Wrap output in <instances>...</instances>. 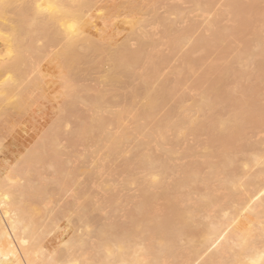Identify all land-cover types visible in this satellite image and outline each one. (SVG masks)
Masks as SVG:
<instances>
[{
  "label": "bare ground",
  "instance_id": "obj_1",
  "mask_svg": "<svg viewBox=\"0 0 264 264\" xmlns=\"http://www.w3.org/2000/svg\"><path fill=\"white\" fill-rule=\"evenodd\" d=\"M14 1H15V3H14ZM18 2H20L19 0H17ZM29 2H30V0H28ZM28 1H26L27 3H22V5H24V6H22L21 5V2H20V5H21V8L19 7V5H17V2H16V0H4V1H1L0 0V18H2L3 20H5L4 19V17H7L8 15V17H10L11 15L10 14H5L9 9H11L13 6V4H16V7H19V9L18 8H16L15 10H13L15 7H13V9H11V10H13L12 12H15V15L13 14L12 15V17L14 16L15 17V20H16V22H19L21 25H23V24H26V21L24 22V20L26 19V18H28V17H26V16H29L30 14L29 13H31L32 15H35L36 16V18L38 19L39 18V16H41V18H40V20L41 21H39V22H41V29L40 30H38V29H36L37 31H39V32H37L36 31V33H38V34H40L41 33V31L42 30H44V32L46 33V36H43L44 34H41L43 37H45V41H46V43H48L47 45V47L48 48H53V47H56L57 48V50L54 52V53H52L53 55V60L56 62V64L58 65V68H59V71H60V74H61V80H62V88L61 89H64L65 90V92L63 91V106H62V108H60L61 109V112L63 111V113L64 112H68L67 114L65 113V116L67 115L68 117H72V116H70V115H72V113H74L75 114V111H77V107L79 106V110L81 109L80 107H81V105H79L80 103H83L82 105H84V104H86V105H84L85 107L87 106L88 108H89V112L88 111H85V113L84 114H86V115H88L89 113H90V111L92 112V111H94V113H95V111H100V112H102V111H104L105 113L107 112V110L106 109H108L109 107H113V104L115 103H113L112 101H111V97L109 96V94L111 95V93H108V92H113V91H110V90H113V88H114V92H115V94H116V96L118 95V88L120 89V87L121 88H124V87H126L125 85H126V83H127V81H128V83H130L129 81H131V79L133 80V78H135L136 77V79H139V82H140V84H141V87H140V89L138 90L137 88L139 87H137L136 89H134L128 96L126 95V98H128V101L130 100L131 102H132V105H133V102L134 101H136V100H139V107H138V105L136 106L135 105V107H137L138 109H136L135 107L134 108H132V110L133 111H131L130 110V116L129 117H131V115H132V113L131 112H133V115H135V112L137 113V111H139L137 114H136V116L133 118L132 117V119H135V120H133V124L135 123V124H137V121L139 122V118H141V120H142V118L144 117V119H146V123H148L149 121H147V120H149L150 119V116L152 115V114H154L155 112H157V110H158V108L160 107V106H163L162 105V103L163 102H165L164 100H167V98L169 97V95L170 94H172L171 92H172V90L171 91H169V88H168V90L166 89L168 86H166V85H164L163 84V82H162V84L163 85H160L159 84V86L157 87L156 85L154 86L153 84H155V83H153V81H152V79H153V75L154 76H156V74H154L156 71H159V70H155V72H154V70L153 69H157V67H153V65H152V71L150 72V71H147V72H144V74H140L137 70H136V66L137 65H141L142 63H144V60H148L149 58H151L150 57V55H148L146 52L147 51H145V47L148 45L146 42L144 43L143 41H142V37L141 36H139L138 38V46H137V49L136 50H133L132 49V47H131V49L130 50H133V51H130L128 48L129 47H127L126 46V44L124 43V45H122L121 47H120V44L118 45V48H116V50L115 51H112V50H110V47H112L111 46V43L113 44V42L112 41H110V38H109V41H108V37L109 36H103L104 35V31L103 30H100L99 28H98V23L96 22V19H97V17L94 15L95 13V11H96V13H97V7H96V5L98 6L99 4H100V2H98L96 5H95V2H94V0H44V2L43 3H35V2H33V3H28ZM32 1V0H31ZM34 1V0H33ZM39 1V0H38ZM188 1H191V0H188ZM207 1V0H206ZM205 1V2H206ZM254 2L256 1V0H253ZM259 1V0H258ZM261 1V0H260ZM259 1V2H260ZM263 2H264V0H262ZM39 2H41V0L39 1ZM191 2H193L192 4H193V6L195 5L197 8H195L197 11H198V9H201V12H206V14L208 13L207 12V9H208V5H206L203 1L202 2H197V1H191ZM195 2V3H194ZM228 2V5H227V3H226V7H227V10L230 12V14H233V13H236V11L238 10V12L240 11V12H244L243 10L245 9V6L246 5H244L243 3V6H244V9H243V7H242V5L241 4H238V5H241V7L242 8H239V6L237 5V3H236V1L235 0H233V1H231V3H229L230 2V0L229 1H227ZM239 2H241L240 0H239ZM238 2V3H239ZM259 2H255L254 4V6H258L257 4H259ZM12 3V4H11ZM35 3V4H34ZM102 3V2H101ZM204 3V4H203ZM207 3V2H206ZM210 3H212V2H210ZM252 0L250 1V5L249 4H247V7H248V9H245V11L247 12V14H250L251 12H253L254 11V9H258V8H254L253 9V6H252ZM10 4V5H9ZM26 4H27V6H26ZM30 6H29V5ZM33 4V5H32ZM10 7H9V6ZM212 5V4H211ZM99 6H102L101 4L99 5ZM122 6V5H121ZM131 6V5H130ZM194 6V7H195ZM250 6H252L251 8H249ZM9 7V8H8ZM104 7V6H103ZM106 7V6H105ZM108 7V6H107ZM106 7V8H107ZM209 7H210V9L212 8L211 6H210V4H209ZM8 8V9H7ZM99 8V7H98ZM110 8V7H109ZM109 8L107 9V10H109ZM113 8H114V6H113ZM116 8H118V7H116ZM120 8V7H119ZM130 8H131V10H132V12L133 13H135V11H137L138 13L140 12V11H142L140 8L141 7H136V6H134V4H132V6L131 7H128V9H129V11L128 12H131L130 11ZM6 9H7V11H6ZM10 10V11H11ZM16 10H18V11H16ZM102 10V9H101ZM105 9H103V11H104ZM171 10H173V9H171ZM170 10V11H171ZM242 10V11H241ZM261 10H263L264 11V9H261ZM260 10V8H259V11H261ZM100 11V10H99ZM98 11V12H99ZM174 11H175V9H174ZM174 11H173V13H174ZM12 12H11V14H12ZM105 12H106V10H105ZM114 12H115V9H114ZM127 12V13H128ZM200 12V11H199ZM200 12V13H201ZM238 12H237V14H238ZM245 12V13H246ZM256 12V13H255ZM255 12H253V14L252 15H255V14H257V10H255ZM7 13H9V12H7ZM16 13L18 14V15H16ZM110 12H108V14H109ZM137 13V14H138ZM140 13H142V12H140ZM228 13V12H227ZM26 14H29V15H26ZM107 14V15H108ZM136 14V17L138 18V15ZM203 14V13H202ZM205 14V13H204ZM203 14V15H204ZM209 14V13H208ZM240 14V13H239ZM239 14H238V16H237V18H239L238 20H241L242 22H244V24L243 25H245V20H243L242 18H245V16L244 15H242V16H244V17H242L241 19H240V17H239ZM5 15H7V16H5ZM23 15L25 16V18L23 17ZM97 15V14H96ZM107 15H106V21L108 20V18H110V17H112V16H110V17H108L107 18ZM16 16H17V19H16ZM19 16H22L21 18L19 17ZM31 16V15H30ZM29 16V17H30ZM100 16H102V15H100ZM114 16V15H113ZM119 16V15H118ZM128 16V18H129V16H130V14H127L126 15V17ZM132 16H133V18H134V15H131V17L130 18H132ZM232 16V15H231ZM13 17V18H14ZM103 17V16H102ZM116 17H117V15H116ZM255 17V16H254ZM253 17V18H254ZM258 17H260V18H258ZM257 18L258 19H260L261 20V22H262V26H263V28H262V26H258V28L259 27H261L260 29H262L261 30V32H262V34H261V36H264V34H263V32H264V13H260V16H258ZM22 18H24L23 19V22H20V20L22 21ZM105 18V17H104ZM104 18H102V20L104 21ZM140 18V17H139ZM139 18H138V20H135V19H133L134 21L133 22H131V20L129 19V20H127V21H129L130 23H129V30H128V32H130V35L131 36H136V33H137V28L138 27H140L139 26V24H140V22L142 21V22H144L142 19L141 20H139ZM158 18V17H157ZM252 18V17H251ZM11 19V18H10ZM10 19H8L10 22L12 21V20H10ZM117 19V18H116ZM127 19V18H126ZM2 20V22H1V24L2 25H4L5 23H6V20H7V18H6V20H5V22ZM18 20V21H17ZM98 20H100L101 22H102V20L99 18ZM124 20H125V18H124ZM154 20H155V18H154ZM157 20V19H156ZM159 20H162L161 22H162V24H163V26L164 25H166V22L168 23V18H165V19H160L159 18ZM163 20L165 21V23L163 22ZM207 20V19H206ZM205 20V21H206ZM248 20V19H247ZM246 20V21H247ZM255 20H256V18H255ZM255 20H253V21H255ZM8 21V22H9ZM109 21V20H108ZM16 22H14V23H16ZM34 22V21H33ZM32 22V23H33ZM38 22V23H39ZM142 22H141V24H142ZM160 22V21H159ZM160 22V23H161ZM173 22V21H172ZM171 21H169V28H166L165 26V28H166V30L167 29H169L168 30V32H170V30L172 29V31H173V29H176V28H174L175 26H174V24L172 23ZM207 23H208V21H206ZM206 22H204V23H206ZM210 22H212L213 23V25L215 24L216 25V23H214V21H211L210 20ZM210 22L208 23L209 25H211L210 24ZM238 22H240V21H238ZM256 22H260V21H256ZM126 23H128V22H126ZM172 24V26H173V28H171L172 26H171V24ZM241 23V22H240ZM10 24V23H9ZM40 24V23H39ZM105 24H108V23H106L105 21H104V24L102 23L101 25H104V26H106ZM112 24V23H111ZM147 23H145L144 25H146ZM14 25V24H13ZM33 25L34 26H36L37 24L36 23H33ZM109 25V24H108ZM209 25L207 26L208 28H209ZM213 25H211L212 27H214ZM252 25H254L255 26V22H254V24H252ZM4 26H6V25H4ZM8 26H12V23H11V25H8ZM7 26V27H8ZM26 26V25H25ZM40 26V25H39ZM112 26V25H111ZM147 26V25H146ZM167 26V25H166ZM249 26V25H248ZM128 27V26H127ZM211 27V28H212ZM2 28V27H1ZM8 28H10V29H8V31L10 30L12 33H10V31H9V35H11L8 39H6L4 42L6 43V46H7V52H8V54L11 52V53H14V56H12V57H10V56H7V60L6 61H4V60H2L1 61V67H0V72L2 71L4 74H5V71H7V73L10 71V70H12V72L14 71V73H15V81H13L12 82V84H10V86L9 85H7V84H5L4 86L5 87H3L2 86V91L0 90V95H2L1 96V98L0 99H2L3 101H5V100H7V97L8 96H10V98H12V93L11 92H17V94H16V107L17 108H19V109H23V105L22 104H20L19 103V101H20V99H21V95H20V93H18V92H20V89L22 88V87H24L23 86V75H22V73H16L17 71H20L19 70V67H18V64H19V62L20 61H22L23 62V59H24V57H23V55L21 54V51H20V47L22 46V45H24V43L22 44L21 43V39H20V37H21V34H23L22 32H24V30L25 31H27L26 32V34L28 33V31L30 30V29H32V28H30L29 30L28 29H26L27 27H25L24 29L19 25V24H15L13 27H8ZM102 28V27H101ZM143 28H145V27H143ZM241 28V27H240ZM240 28H238L237 30H238V32H240ZM243 28H248V30L250 29V26L249 27H247V26H245V27H243ZM255 29L253 30H251L250 29V31H254L253 33H255V31H259V29L257 28V27H254ZM6 29V28H5ZM123 29V28H122ZM139 29V28H138ZM223 29V28H222ZM222 29H221V32H222ZM7 30V29H6ZM105 30V29H104ZM232 30V29H231ZM231 30H228L229 32L231 31ZM245 30V29H244ZM4 31V30H3ZM2 31V32H3ZM32 31V30H31ZM141 31V30H140ZM172 31H171V33H168V34H171L172 35ZM177 31V30H176ZM224 31H227V30H224ZM223 31V32H224ZM246 31V30H245ZM127 31H125V33H126ZM127 32V33H128ZM139 32V31H138ZM174 32V31H173ZM178 32V31H177ZM181 32H183V31H181ZM187 34L189 33V31L188 30H186L185 31ZM185 32H183V34L181 33L180 34V32H179V35H177V37H175V35H172V36H174V38L171 40H169L170 41V46H171V48H175L176 46H178L179 47V45H181L180 46V48L182 47V45L183 46H185L184 44L185 43H183V42H185V41H187V39H189L188 41H190V38H188V36L190 37L191 35H188L187 36V34L185 33ZM215 32V31H214ZM213 32V34H214V39H215V34L216 33H214ZM232 32V31H231ZM249 32V31H248ZM4 33H6V32H4ZM30 33V32H29ZM29 33L27 34V36L29 35ZM42 33H43V31H42ZM118 33V32H117ZM124 33V32H123ZM33 34H34V32H33ZM33 34H31L30 33V35L28 36V39H29V37L31 38V36H33ZM103 34V35H102ZM119 34H121V32H119ZM118 34V35H119ZM142 34H143V32H142ZM141 34V35H142ZM212 34V35H213ZM224 35H225V33H223ZM227 34L230 36V34H233V33H228L227 32ZM112 35H114V34H112ZM111 34H110V36H112ZM115 35H116V33H115ZM114 35V36H115ZM126 35V34H125ZM129 35V36H130ZM146 35H147V33H146ZM27 36H25V37H27ZM113 36V37H114ZM128 36V35H127ZM231 36H233V35H231ZM230 36V37H231ZM105 37V38H104ZM112 37V38H113ZM147 37V36H146ZM171 37V36H170ZM254 37V36H253ZM41 38V37H40ZM112 38H111V40H112ZM127 38H129V37H127ZM126 38V39H127ZM135 38V41H136V39H137V36L136 37H134ZM134 38H132V39H134ZM213 38V37H212ZM221 38H224V37H219V39H220V41L222 40ZM226 38V37H225ZM262 37H260V32H256V34H255V43L254 44H256L257 43V46H263L264 44L263 43H260L261 41H260V39H261ZM2 39V38H1ZM27 39V40H28ZM48 39V40H47ZM125 39V38H124ZM141 39V40H140ZM203 39V41L206 39V38H202ZM202 39H201V41H202ZM214 39H213V41H212V43L214 42ZM227 39V38H226ZM226 39H225V41H226ZM121 41L123 40V38H121L120 39ZM147 40V39H146ZM150 40H151V42H152V39H150V38H148V41L147 42H149V43H151L150 42ZM251 40V39H250ZM106 41H108V42H110V43H108V42H106ZM128 41V40H127ZM194 41V40H193ZM207 41V40H206ZM215 41H216V39H215ZM223 41V40H222ZM221 41V42H222ZM115 42H116V40H115ZM131 42V41H130ZM132 42H134V41H132ZM154 42V41H153ZM244 42H248L247 40L246 41H244ZM243 42V43H244ZM251 42V41H250ZM136 43H137V41H136ZM187 43V42H186ZM189 43V42H188ZM191 43V42H190ZM204 43V44H203ZM202 43V45H205V41ZM217 44H218V42H216ZM22 44V45H21ZM33 44V43H32ZM147 44V45H146ZM154 43H151V44H149L151 47H152V45H153ZM222 44H224L223 42L221 43V44H219V45H221V47H222ZM249 44V43H248ZM251 44V46L249 45V47H250V49L252 50V48L255 46V45H252V43H250ZM130 45H132L131 43H130ZM169 45V44H168ZM25 46V45H24ZM46 46V45H45ZM213 46H215L214 45V43L212 44V46H211V44H210V46H208L209 48L210 47H213ZM248 46V45H247ZM253 46V47H252ZM259 46V47H260ZM23 47V46H22ZM30 50H31V47L32 46H27ZM47 47H44V48H47ZM116 47V46H115ZM114 47V48H115ZM149 47V46H148ZM148 47H147V49H148ZM150 47V48H151ZM198 48H200V49H202V48H204V47H201V46H197ZM207 47V48H208ZM218 47V46H217ZM249 47L248 48H246L245 50L246 51H248V50H250L249 49ZM264 47V46H263ZM262 47V48H263ZM26 48V47H25ZM28 48H26V49H28ZM42 48V47H41ZM154 48V47H153ZM209 48L206 50V51H208L209 50ZM219 48V47H218ZM9 49V50H8ZM29 49H28V51H29ZM146 49V50H147ZM22 50H24V49H22ZM49 50V49H48ZM244 50V49H243ZM250 50V51H251ZM255 50V49H254ZM33 51V50H32ZM36 51V50H35ZM49 51H51V50H49ZM173 51V50H172ZM176 51V50H175ZM245 51V52H246ZM256 51V50H255ZM260 51H262V50H260ZM1 52V51H0ZM149 52V51H148ZM210 52V51H209ZM252 52V53H251ZM251 52H249V53H251V54H253L254 52H253V50L251 51ZM238 53V52H237ZM261 53V52H260ZM260 53H258V54H260ZM1 54V53H0ZM240 54V53H239ZM257 54V53H256ZM256 54H255V57H256ZM262 54V53H261ZM5 55V54H4ZM188 55H190V54H188ZM147 56H149L148 58H147ZM264 57V56H263ZM160 57H158V59H159ZM166 58V57H165ZM186 58H188V59H186ZM191 58V57H190ZM233 58H235V56H233ZM1 59V58H0ZM245 60H243V58H242V64H243V61H247V60H249V59H246V58H244ZM150 60V59H149ZM149 60H148V62H149ZM161 60V59H160ZM162 60H163V58H162ZM185 63L186 62H191V60L192 59H190L189 60V56H185ZM188 60V61H187ZM235 60V59H234ZM238 60H239V58H238ZM254 60H255V58H254ZM256 60H259L258 61V63L259 62H261V64H262V66L264 67V64H263V62L262 61H260V60H262V58H260V59H257L256 58ZM254 61L256 64H257V61ZM106 61H108L109 62V64H108V66L110 67V74L107 76V78H106V76L104 75V73H103V75H104V78H106L107 79V81L109 82V83H107V84H109V86H110V83H111V85L112 84H114V85H117V83H119L117 86L118 87H116L117 88V93H116V91H115V87H113V86H111V87H109L110 89H108V91H107V89H105L106 90V92L104 93V91L102 92V89H100V91H99V88H98V90L97 91H95V90H93V88L94 87H91L92 89H87V88H85V89H82L80 86L81 85H79L78 83H79V81H82L80 78L82 77V75H84V74H86V73H88V72H90V69L91 68H94V67H97L98 69L99 68H101V67H98V66H102L101 64L103 63V62H106ZM159 61V60H158ZM165 61H166V59H165ZM164 60L162 61V62H165ZM240 61H241V59H240ZM263 61H264V58H263ZM141 62V63H140ZM193 62L194 61H192L191 63L193 64ZM248 62V64H249V61H247ZM24 63V62H23ZM146 63V62H145ZM155 64V66H156V64L157 63H155V62H152V64ZM161 63V62H160ZM160 63H158L157 65H159ZM191 63H189V64H186V67L184 68V70H188L189 71V68L190 67H192V66H190L191 65ZM195 63V62H194ZM233 63H235V62H233ZM162 64V63H161ZM237 64H240L239 62L237 63ZM247 64V63H246ZM246 64H245V66H246ZM106 65V64H105ZM188 65L190 66V67H188ZM215 65V64H214ZM229 65V64H228ZM232 64H230V66H231ZM255 65V64H254ZM258 65V64H257ZM217 66V65H216ZM219 66H221V65H219ZM238 66V65H237ZM256 66V65H255ZM87 67V68H86ZM103 67L104 66H102V69H103ZM136 67V68H135ZM151 67V66H150ZM225 67V66H224ZM229 66H227V68H228ZM236 67V66H235ZM138 68H139V66H138ZM188 68V69H187ZM217 68V67H216ZM230 68V70H231V72L233 73L232 74V76L233 75H235V76H239L240 75V73H241V75H243V77L245 76V77H248V75H251L249 78L252 80V74H254L253 73V71L251 72V74H248V75H246V73H247V71H248V69H247V71H244V72H246V73H244L243 72V74H242V72L241 71H243V70H241V68L240 69H238L239 70V75H237L236 73H238L237 71L235 72V70L234 71H232V68H234V66L232 67H229ZM237 68V67H236ZM248 68V67H247ZM250 68V67H249ZM258 68H259V65H258ZM97 69V70H98ZM136 70L134 73H137L136 75L135 74H133L132 72H133V70ZM159 69V68H158ZM211 69V68H210ZM218 69V68H217ZM220 69V68H219ZM257 69V68H256ZM94 70V69H93ZM96 70V71H97ZM107 70V69H106ZM105 70V74L107 75V71ZM213 70V69H212ZM241 70V71H240ZM246 70V69H245ZM96 71H94L93 73H96ZM211 71V70H210ZM214 71V70H213ZM215 71H217V72H215V74L217 73V74H219V71L218 70H215ZM224 71H225V69H224ZM1 72V73H2ZM190 72V71H189ZM220 72H222L221 74H226L227 75V72L225 73V72H223V71H221L220 70ZM258 72H259V69H258ZM260 72H261V75H260V79L262 80L263 78H264V73H263V71H261L260 70ZM10 73V72H9ZM102 73V72H101ZM148 73V74H147ZM248 73H250L249 71H248ZM256 74H257V71L255 72ZM90 74V73H89ZM88 74V75H89ZM92 74V73H91ZM90 74V75H91ZM97 74V73H96ZM178 75H179V73H177ZM215 74H213V75H215ZM2 75V74H1ZM95 75V74H94ZM102 75V76H103ZM127 75L128 76H130L131 77V79H130V77H129V79L127 78ZM159 74L157 73V76H158ZM229 75H231V73L229 74ZM156 76V77H157ZM218 76H220V74L218 75ZM222 76V75H221ZM231 76V77H232ZM29 77V76H28ZM84 77H85V75H84ZM92 77H94V76H92ZM92 77L90 78V79H92ZM101 77V76H100ZM230 77V78H231ZM240 77H242V76H240ZM8 78V77H7ZM60 78V77H59ZM103 78V77H102ZM101 78V79H102ZM104 78H103V81H104ZM122 78H125V79H128L126 82H124V81H122V82H124L125 83V85L124 84H121L122 82H120V79H122ZM155 78V77H154ZM158 78H159V76H158ZM224 77H222V78H217V80L219 79V81L220 82H218V84L219 83H221L222 81L223 82H226V81H224V79H223ZM226 78H228V75H227V77ZM236 78V77H235ZM234 77H233V79H235ZM94 79H96L95 77H94ZM100 79V78H99ZM136 79H134V80H136ZM248 79V78H247ZM255 79H257L256 77H255ZM12 80H13V78H12ZM60 80V79H59ZM156 81H158L159 82V80L160 79H158L157 80V78L155 79ZM165 80V79H164ZM163 80V81H164ZM226 80V79H225ZM259 79H257V81H258ZM96 82H98L97 80H95ZM106 81V82H107ZM155 81V82H156ZM161 81V80H160ZM227 81H229V78L227 79ZM254 81V80H253ZM10 82V81H9ZM9 82H7L8 84H9ZM105 81H104V83H106ZM138 82V83H139ZM166 82V81H165ZM256 82V81H255ZM254 82V83H255ZM261 82H264V80L263 81H261ZM11 83V82H10ZM80 83H82V82H80ZM127 83V84H128ZM161 83V82H160ZM167 83H168V81H167ZM212 83V82H211ZM227 83V82H226ZM28 84H30V83H28ZM103 84V83H102ZM107 84H105V86H107ZM120 84L122 85V86H120ZM157 84V83H156ZM213 84V86H214V89L216 88L215 87V85L216 86H218V84H217V81H216V83H215V85H214V83H212ZM158 85V84H157ZM222 85V84H221ZM220 85V86H221ZM256 85V84H255ZM253 83H252V85H250V87L251 86H255ZM259 85H260V82H259ZM259 85H257V87L259 86ZM8 86V87H7ZM120 86V87H119ZM124 86V87H123ZM85 87V86H84ZM87 87V86H86ZM210 87H212V85L210 84ZM222 87H223V85H222ZM225 87V86H224ZM256 87V86H255ZM25 88H27V86L25 85ZM29 88V87H28ZM97 88V87H96ZM103 88H104V86H103ZM130 88V87H129ZM244 88V92H245V95H247L248 93H250L248 90V87L246 88V87H243ZM259 89H260V87H258ZM24 89V88H23ZM35 89H36V87H35ZM221 89V88H220ZM224 89V88H223ZM223 89H222V92H224V93H222L223 95L225 94H227V92L228 91H226V93H225V91H223ZM241 89V88H240ZM240 89H238V90H240ZM246 89V90H245ZM248 89V90H247ZM253 89H255V88H253ZM257 89V88H256ZM135 90H137V91H135ZM168 91V94H167V92H166V94H167V96L168 97H166V95L164 94L165 93V91ZM210 90H212V88H210L209 89V91L208 92H210V94H208V92H207V94H208V96H210L212 93H211V91ZM216 90V89H215ZM214 90V91H215ZM243 90V89H242ZM251 90V95H253L255 98H257V97H259L260 99H261V97H262V95L263 94H261V96L259 95V93H261V89H260V92H258L257 90V95H259V96H257V95H254L255 94V92L256 91H252V89H250ZM232 91V90H231ZM230 90H229V95H231V93H232V95L233 96H235L236 94L234 93V91H232L231 92ZM241 91V90H240ZM247 91H248V93H247ZM1 92H2V94H1ZM91 92H94L95 94L91 97H88L87 96V93L88 94H91ZM220 92V91H219ZM237 92V91H236ZM244 92L242 93L243 95H244ZM11 93V94H10ZM107 93H108V95H107ZM239 94H240V92H238ZM247 93V94H246ZM252 93H254V94H252ZM93 94V93H92ZM107 96H109L108 97V100L110 101H108V100H106L105 99V96L106 95ZM113 95H115L114 93H112ZM128 94V93H127ZM219 94V93H218ZM222 94H219V96L221 95V98L222 97H224L225 98V95L224 96H222ZM242 94H240V95H242ZM14 95V94H13ZM22 95H26V94H22ZM62 95V94H61ZM113 95H111L112 97H114ZM213 96H214V94H212ZM231 95V96H232ZM239 95V96H240ZM249 95V94H248ZM251 95H249V100H251L252 102H253V96H252V98H251ZM115 96V98H119L120 96V98H122V95L120 94V96L118 95V97H116ZM212 96V98H214ZM218 96V95H217ZM219 96H218V98H219ZM227 96H228V94H227ZM230 96V97H231ZM239 96H237L238 98H239ZM257 96V97H256ZM166 97V98H165ZM171 95H170V97L168 98V100L169 99H171ZM199 97V96H198ZM229 97V96H228ZM236 97V96H235ZM235 97H233V98H235ZM244 97H246L247 98V100H245V101H243L242 102V100H240V99H238L239 100V102L241 101V103H239L241 106H242V108H241V110H240V108H238V110H240L241 112L242 111H249V109H250V112L252 113V111H253V109H254V104H255V108L258 110V107L256 106L257 105V103H256V100L254 101V103L252 104V102H250V101H248V97L247 96H244ZM5 98V99H4ZM107 98V97H106ZM186 98V97H185ZM188 99L190 98V96H188L187 97ZM187 98H186V101H187ZM209 98H211V96L209 97ZM208 97H203V101L202 102H200L199 100H198V98H197V101H199L198 103H197V101H196V103H194V105H193V107L192 108H194L196 111H199L198 112V114L200 113V111H201V109L203 108V107H207V108H211V107H213V103L211 102V100L209 99ZM217 98V97H216ZM227 98V97H226ZM232 97L231 98H229V100L230 99H233ZM241 98V97H240ZM9 99V98H8ZM105 99V100H104ZM181 99H183L182 97H181ZM191 100L193 99V97L192 98H190ZM2 100H1V104H2ZM62 100V99H61ZM11 101H13V100H11ZM28 101V100H27ZM108 101V102H107ZM127 100H126V102L124 103V104H126L127 102H128ZM184 101V100H183ZM193 101L195 102V99H193ZM213 101V100H212ZM231 101V100H230ZM22 102H23V100H22ZM167 102V101H166ZM165 102V103H166ZM178 103H177V105L178 104H180L179 105V107L182 105V104H184L182 101H180V102H182V104L181 103H179V99H178V101H177ZM185 102V101H184ZM189 102H190V100H189ZM189 102H187V103H189ZM215 102V101H214ZM216 102H218V101H216ZM234 102V101H233ZM258 102V101H257ZM4 103H6V101L4 102ZM7 103H9L8 101H7ZM13 103H15V100H14V102ZM113 103V104H112ZM169 103V102H168ZM168 103H166V105L168 104ZM175 103H176V101H175ZM186 103V102H185ZM186 103V104H187ZM222 104H223V102H221ZM219 104V105H221V107L223 106L222 104ZM260 103V104H259ZM258 104H259V106L260 107H262L261 106V101L259 102ZM0 104V106L1 107H3V106H5L4 104H3V106ZM128 104V103H127ZM217 104V106L215 105V109L219 106ZM225 104V103H224ZM227 104H228V102H227ZM238 104V105H239ZM13 105V104H12ZM60 105H62V104H60ZM78 105V106H77ZM112 105V106H111ZM173 105H175V104H173ZM172 105V106H173ZM185 105V104H184ZM230 104H228V106H229ZM11 106V105H10ZM9 106V107H10ZM134 106V105H133ZM172 106H170V108H174V107H172ZM232 106H234V104L232 105L231 104V107ZM241 106H239V107H241ZM7 107V105L4 107V109ZM83 107V106H82ZM87 107L85 108V110L87 109ZM123 107H124V105H123ZM127 107L129 108L130 106L129 105H127ZM164 107V106H163ZM163 107H161V109H163ZM182 107V106H181ZM180 107V108H181ZM10 108H12V107H10ZM59 108V107H58ZM165 108H166V106L164 107V111H165ZM170 108H168V112H171L170 111ZM176 108V111L178 110L179 111V108L178 107H175ZM183 108V107H182ZM186 107H184V109H182V111H185L184 113L186 114V115H183L184 113L182 112H180L181 113V115H183L182 116V118L179 116L180 115V113L178 112H176L177 113V115L181 118H179L180 120H178V117H174V116H177L176 115V113H174L172 116L174 117V119H173V121L175 120V122H176V120H178L179 122H177V123H175V124H172L171 122H170V120L169 119H166V118H163L164 116L162 115L161 116V119H163L162 121L160 120V118H158V120H157V118H155V117H159L160 115H156L155 114V117H154V120L156 121L155 123H154V120H153V122L152 123H154V124H156L159 120L161 121V123H160V121H159V123H157L156 124V126L154 127V126H152V127H154L155 129H153V131H152V127H151V131H149L148 132V130H150V129H146L147 128V126H149V124L147 125V126H141L140 124V126H132V127H136L137 129H135V130H137V132H136V134L137 133H139L138 135L139 136H141V137H143V135L142 134H140V132L142 133V130H143V133L145 132L144 130L146 129V133H147V135H146V133L144 134V137H145V139H144V141H147V142H145V143H143V141H142V143H140L139 141L137 142V140H136V142L137 143H139V144H134V142L135 141H133V139H132V141L130 140L132 137H131V135L132 134H130L129 132H128V130H126V131H124V130H122V126H123V121H121L122 119H124V121H126V118H123L122 116H124L125 115V117H126V112L124 111V110H122L121 112H122V115H121V113H120V115L118 114H113L112 115V119L113 120H108L109 118V116L107 117L108 119L106 120L105 118L106 117H103L102 116V118H97V119H93V117H95L96 116V114H94V115H92V114H90V115H88V116H85V115H83L84 117H86V118H88L89 117V119H84V118H81V116H79V115H81V112L78 110L77 112H80L79 113V115H76V117L78 116L79 118H76V121L74 122V125H73V127H75V128H72L73 129V131H74V133H73V136L76 138V140L78 139L80 142H82V144H85V143H88V142H92L93 144H94V146H97L96 144H98L99 142H102L101 144V146L103 147V145H104V143H107V145L106 146H104L103 148H105V149H103L101 146H99V148L101 147L103 150L102 151H105L104 152V154L106 153V148H108V151H107V153H109V155H111V156H113V154H114V157H113V159L116 157V156H119V159H120V156H122L124 153H125V151H124V149L126 148H128L127 149V153H130V152H132V154H133V148L131 147V145L132 144H134L135 146L137 145L138 146V148H136L135 149V147H134V149H135V157L130 153V156H129V154L127 155V157L126 156H124V158L126 157L127 159L129 158V157H131L130 159H129V162H124L123 163V166L125 165V164H130V169H131V166L132 167H134V166H136V167H134L135 169H133L132 168V170H129L127 167V169H126V171H132L133 173H134V175H133V173H132V176H131V173H129L130 175L129 176H131V177H133V176H135V177H139L140 175L139 174H146V176H148V179H146L145 180V186H141L142 187V189L140 190L141 191V193H140V195H141V201H139L136 205H135V207L133 206L132 207V211L131 212H129V213H127L126 215H127V222H126V224H124V225H122V223H125L124 221H122V223H121V221H120V223L119 224H121V226L120 225H116V224H114V223H112V222H108L109 220H110V218H108L107 220V222L108 223H104V224H101L100 222V226L99 227H97V226H94V225H92L93 223V221L92 220H94V219H92V217H91V211H92V207L90 208L89 206H88V204L87 203H82V205L80 206V204H78L79 206H80V208L78 209V208H76L77 209V211H76V209H75V206H74V211H75V215L76 216H74L73 214H72V216H74L75 217V220H73V222L75 221V224H74V226L71 228V229H65V230H63L62 232H61V234L59 235L60 236V247L59 246H54V244H45V243H42V236H41V233H43V228L41 229V230H37L35 227H37V226H34V224H32L29 220H31L32 218H31V215L29 216L28 215V217L29 218H31V219H29V220H27L26 218V216L24 215L25 213H23V208L21 209L22 211H20V212H18L17 211V206L18 205H16L15 203H17V202H19V200H17V201H14V200H16V197L17 196H14L15 198H14V200L13 199H11L10 198V193L9 192H11V191H9L8 189H11V187H8V186H6V185H4L3 184V182H2V180L3 179H0V264H169V260H173V261H176L177 259L179 260V258L180 259H182V261H183V263H185V264H195L198 260H200L201 258H202V256H206L205 258H202V259H204V260H201L202 262H201V264H264V184L262 185H260V187H258V188H256L254 191H251V192H253V193H251L250 195H248L247 193H249V190L248 191H246L247 193V198H246V194L245 193H243V192H245L244 190L242 191V193H243V195L241 196V195H239L238 196V194H239V192H241L240 190H238L237 188H239L240 189V187H242V185H241V183H243V182H241V183H239L240 181H241V178L242 177H240V176H242V175H239V173L241 172H239V173H235V171L239 168V167H241V168H243V164L241 165V166H239V167H237V169L235 170V168L236 167H234V169H233V166L234 165H237V164H235V162L237 163V161H236V158H234L235 159V162H233V160L234 159H231V158H233L235 155H233V157H232V155L231 154H235V153H231V151L232 152H234V150L235 149H237V150H235L236 152H238V149L239 148H237L238 146H235L234 144H233V138H231V140H229L228 141V139H227V137H226V134H230V135H233L234 133H237V132H239V130H240V132H239V134H240V137H242V131H244V129L246 128L247 129V125L246 126H244L246 123H245V121H244V124H241V128H240V122H242L243 120V117H242V115H241V113L239 114H237V113H235V111H236V109H237V107L236 108H233L234 109V112H233V109L231 110L230 109V111L229 110H227L228 108L227 107H225V108H227L226 109V111H229L228 113H235V115L233 116L231 113V115L233 116V117H231L232 119H229L228 118V120H226L225 119V115L224 116H222V114H221V116L220 117H224L223 119L222 118H220L219 116H217V117H215V118H213V119H222V120H218L217 121V119H216V121H217V123L215 122V121H213V119H212V117H213V115H212V117H210L209 116V118H208V115H207V118H208V120H207V122L211 119L212 121H213V124H214V130H213V132L214 133H211L210 134V132H212L211 131V129L210 128H213V127H208V125H210V122L212 123V121L210 120V122L207 124V128H206V130L205 131H207V130H209V131H207V132H209V136L211 135L212 136V134H213V136H214V140L216 141V143L218 142V140L217 139H219L221 136H223V139H221V141L220 142H222V140L224 141V140H227L228 142H224L225 144H226V147H222V146H225L224 145V143H223V145H222V143H220V144H218V146H221V147H218V149L217 150H215V152H217V155H218V153H219V150H220V148L222 149L223 148V152H221L219 155H220V162L219 163H216V161L214 160V157H212L211 155H213V152H212V154L209 156V154H206V156L208 155L209 157H212L213 158V160H212V162L210 161L209 162V157L206 159L205 157V159H204V161L202 162V164H205V165H202L199 169L202 171L204 168H203V166H207L206 167V170H207V172L209 173L208 175H205V177H203L202 176V174H201V176L199 175L200 174V172H198V171H200L199 169H197L198 168V165L197 166H195L193 169H195V171H193V169H192V171H188V170H183V171H181V170H179L178 171V173L180 172V173H182L181 175L179 174L178 176H182L181 178L179 177V179L178 180H176L175 181V179H173V181H175L174 182V184H173V187H174V189H176L175 191H177L178 189L180 190H183V189H187L188 190V192L186 193V195L184 194L182 197L184 198V196H185V198H186V200L187 201H191L190 200V198H188L189 196H190V194H192L190 191H197V190H199L200 189V192H201V187L199 188V189H195L196 187H195V185L198 183L199 185L201 184V185H203V187H205V192L204 193H202V194H200L199 193V195H198V197L196 198L197 200H195V205H197L196 207H195V205L194 206H188V207H182L181 205H183V204H186V201H184V203H182L180 206L182 207V208H180L179 207V202H180V200H176L175 198H174V200L171 198V197H169V198H171V200L168 198V196H167V191H169L170 189H173V187L172 188H165L164 186H163V184L161 183V182H158V181H154V179L156 178V177H158L159 178V176H161V175H163L164 174V172L168 169V167L169 166H167L168 164H170V166H171V161L169 160V159H171L172 157H173V155L170 157H167L166 159H165V156L166 155H163V153L164 152H166V149L167 148H164V146L163 145H160V148H161V146H163V148L162 149H165V151L163 152L161 149V153H162V156L159 154H157L158 156H161V157H163L164 156V158H163V161L160 159V157H159V159H157L158 157H154V156H152V155H149L151 152H149V154H148V152H144V150H146V149H148L147 147H148V143L150 142V140L151 141H153V137H154V135H155V133H156V135H155V137H154V139H155V141H157V138H156V136L158 137V143H156V144H165V142H166V139H167V141L168 142H166L167 144H166V146L168 145V148L172 151V149L173 148H175V146L178 144V141L177 140H179V138H180V136L182 137V138H180V139H182L183 140V138H185V135L184 134H186V136H188V133L187 132H189V131H191L192 132V130L196 127V131H198V130H201V128L202 127H199V126H201L203 123H201V125H199L200 123H198L197 121L199 120H195V119H193L194 117L196 118V116L194 115L193 116V114H192V117L193 118H190L189 117V115L187 116V112L186 111H189L188 109H185ZM191 108V109H192ZM203 109V112H204V110H208V109ZM224 108V109H225ZM230 108V107H229ZM29 109V108H28ZM110 109H112V108H109V110ZM136 109V110H135ZM214 109V108H213ZM0 110H2V108H0ZM12 110V109H11ZM27 110V109H26ZM108 110V112L107 113H111L110 111ZM127 110V109H126ZM134 110H135V112H134ZM173 110H175V109H173ZM194 110V111H195ZM221 110V109H220ZM222 110H223V108H222ZM221 110V111H222ZM237 110V111H238ZM261 110H263V107L261 108ZM3 111V110H2ZM2 111H0V114L2 113ZM18 111V110H17ZM120 111V110H119ZM124 111V112H123ZM155 111V112H154ZM159 111V110H158ZM162 111V110H161ZM163 111V112H164ZM196 111H195V113H196ZM209 111V110H208ZM236 111V112H237ZM239 111V112H240ZM76 112V113H77ZM96 112V113H97ZM154 112V113H153ZM175 112V111H174ZM257 112H259V111H257ZM257 112H256V115H255V117L257 116H259L258 118H260V115L259 114H257ZM262 112H264V111H262ZM11 113H13L12 111H11ZM24 113V112H23ZM69 113H71L70 115H68ZM88 113V114H87ZM99 113V112H98ZM97 113V114H98ZM103 113V112H102ZM116 113H118V112H116ZM125 113V114H124ZM166 113V112H165ZM172 113H173V111H172ZM205 113H207V111L205 112ZM211 113H213V112H211ZM243 114H245L244 112H242ZM249 114V116H248V114H247V120L249 121L250 119H252V121H253V119L255 118L254 116H252V114ZM4 114H6V113H4ZM7 114H9V113H7ZM78 114V113H77ZM157 114H160V113H157ZM202 114V113H201ZM214 114V113H213ZM227 114V113H226ZM230 114H228V115H230ZM255 114V113H254ZM64 115V114H63ZM101 115V114H100ZM102 115H104V114H102ZM109 115H111V114H109ZM167 115V114H166ZM165 115V117H167L168 118V116H166ZM169 115H171L170 113H169ZM197 115V114H196ZM205 115V114H204ZM204 115L202 114V116H203V118H204ZM218 115H220V113L218 114ZM253 117V118H248V117H251V116ZM2 116H3V114H2ZM99 115H97L96 117H98ZM201 116V115H200ZM8 117V116H7ZM10 117V116H9ZM63 117V116H62ZM114 117V118H113ZM67 118V117H66ZM90 118H92V119H90ZM136 118H138L137 119V121H136ZM149 118V119H148ZM175 118H177V119H175ZM202 118V117H201ZM202 118V119H203ZM6 119H9V118H6ZM261 119V118H260ZM259 119V120H260ZM58 120V119H57ZM127 120H129V119H127ZM204 120V119H203ZM262 120V119H261ZM130 121H131V123H132V120H131V118H130ZM145 121V120H144ZM200 121H201V119H200ZM247 121V122H248ZM264 120H262V122H263ZM143 122V121H142ZM215 122V123H214ZM261 122V123H262ZM57 123V122H56ZM61 123H63V121L61 122ZM75 123H76V125H75ZM119 123H121V127H119L120 125H119ZM126 123V122H125ZM131 123H130V125H131ZM59 124V123H58ZM216 124H217V126H216ZM254 123H252V124H250V126L251 125H253ZM259 124H260V121H259ZM125 125V124H124ZM146 125V124H145ZM212 125V124H211ZM248 125H249V123H248ZM261 125V124H260ZM113 126H115V128L113 127ZM199 127V129L197 130V128ZM213 126V125H212ZM216 126V127H215ZM113 128V129H110V128ZM123 127H125V126H123ZM129 127V126H128ZM251 127H255L256 128V126H251ZM58 128V127H57ZM109 128V129H108ZM119 128V129H118ZM143 128V129H142ZM145 128V129H144ZM209 128V129H208ZM71 129V130H72ZM166 129H169L170 131L171 130H173V131H171V132H174V134L172 133V135H174V136H172L173 137V140L174 139H177V140H175L176 141V143H175V141H174V143L176 144L175 146H173V147H171V145L173 144L172 142L170 143V145L168 144L169 142H170V140H168V138H166L165 139V135H167L168 134V130H166ZM251 129H253V128H251ZM55 130V129H54ZM106 130H108L110 133H108V131L107 132H105ZM112 130H115V132L117 133V130H122V134L121 135H118V136H116L114 133L115 132H113ZM129 130H131V129H129ZM164 130H166V131H168L167 133H166V131H164ZM132 132L134 131V129H132L131 130ZM130 131V132H131ZM138 131H140V132H138ZM195 131V132H196ZM113 132V134H111ZM131 132V133H132ZM165 132V133H164ZM170 132V133H171ZM200 132V131H199ZM206 132V133H207ZM246 132V131H245ZM54 133V132H53ZM59 133V132H58ZM70 133V132H69ZM68 133V134H69ZM130 134V135H129ZM190 135H191V133H189ZM193 134H198L197 132L196 133H194L193 132ZM58 135H60V134H58ZM134 135H135V131H134ZM146 135V136H145ZM180 135V136H179ZM182 135H184V137L182 136ZM219 137V138H217V136ZM238 134H236L235 135V139L236 140H240V138H239V136H237ZM244 136H245V133L243 134ZM72 136V131H71V133H70V137ZM133 136V135H132ZM171 136V135H170ZM177 136H179V138L177 137ZM211 136L209 137V138H211ZM225 136V137H224ZM237 136V137H236ZM242 137L241 139H244L245 137ZM44 137V136H43ZM140 137V138H141ZM169 137V136H168ZM102 138V139H101ZM134 138V137H133ZM224 138H226V139H224ZM71 139H73V137H71ZM56 140H57V133L55 134H48V136H45L44 137V139H43V141L41 142V145L39 146V148L38 149H40L42 152L41 153H43V152H45V148H46V146L49 144V142H52L51 144H53L54 142H56ZM70 140V139H69ZM135 140V139H134ZM210 140V139H209ZM131 143H130V142ZM211 141V140H210ZM230 141L232 142L231 144H230ZM85 142V143H84ZM180 142V141H179ZM69 143V142H68ZM77 143V142H76ZM151 143V142H150ZM153 143V142H152ZM151 143V144H152ZM155 143V142H154ZM153 143V144H154ZM56 144V143H55ZM81 144V143H80ZM79 144V145H80ZM93 144L91 145L92 147H94L93 146ZM100 144V143H99ZM125 144H131V145H129L128 147H126V145ZM152 144V147L155 149V146H156V144L155 145H153ZM214 144H215V142H214ZM237 144V143H236ZM73 145V144H72ZM72 145H70V143H69V145L67 146L68 148L70 147V148H72L73 146ZM125 145V146H124ZM157 145V146H158ZM227 145H228V147H227ZM231 145H233V147L231 146ZM255 145V144H254ZM254 145H252V147H254ZM53 146V145H52ZM124 146V147H123ZM133 146V145H132ZM156 146V147H157ZM165 146V147H166ZM172 148H170V147ZM231 146V147H230ZM236 148H235V147ZM249 146V145H248ZM58 147V146H57ZM130 147H131V149H132V151H130ZM204 147V146H203ZM207 147V146H206ZM209 148H211V145H209L208 146ZM208 147L207 148H204V149H208ZM250 147H251V145H250ZM250 147H246V149H249V151L247 150V152H245L244 154H246V156L248 157V155H251V151L252 150H255V149H252V147L250 148ZM100 148V149H101ZM122 148H124V149H122ZM224 148H227V149H225L224 150ZM234 148V150H232ZM73 149V148H72ZM121 149H122V151H123V154H117V153H120V151H121ZM158 149H159V147H158ZM169 149H167V152H168V150ZM228 149H231V151L230 150H228ZM245 149V150H246ZM260 149V148H259ZM34 150V149H33ZM96 150V149H95ZM170 150H169V152H170ZM174 150V149H173ZM228 152H227V151ZM240 150H241V148H240ZM251 150V151H250ZM71 151V150H70ZM69 151V152H70ZM99 151V150H98ZM121 151V152H122ZM224 151H226L227 153H228V155L224 152ZM229 151H230V153H229ZM257 151H259V150H257ZM257 151H255V153L257 152ZM261 151V150H260ZM259 151V152H260ZM57 152V151H56ZM64 152H66V151H64ZM68 152V153H69ZM166 152V153H167ZM34 153V152H33ZM41 153H40V156H41ZM51 153V152H50ZM61 153V152H60ZM68 153H66V154H68ZM72 152H70V154H71ZM100 153V152H99ZM115 153H116V155H115ZM157 153H158V151H157ZM249 153V154H248ZM156 154V153H155ZM175 154V153H174ZM243 154V155H244ZM248 154V155H247ZM256 154H258V152L256 153ZM26 155V154H25ZM24 155V156H25ZM43 155V154H42ZM56 155V154H55ZM59 155V152H58V154L56 155V156H58ZM69 155V154H68ZM108 155V154H107ZM125 155V154H124ZM133 157H132V156ZM215 155H216V153H215ZM215 155H213V156H215ZM216 155V156H217ZM230 155V156H229ZM236 155H238V154H236ZM262 155H263V153H262ZM262 155H260V156H258V155H251V156H249L248 157V159H247V157L245 156V159H247V160H245L244 159V157H243V160H245L247 163H251V164H259V163H257V162H259L258 161V159L260 160V158H262ZM34 156V154L32 155V159L34 158L33 157ZM37 156V155H36ZM39 156V157H40ZM63 156V155H62ZM65 156V155H64ZM72 155H70V156H68V157H71ZM264 156V155H263ZM59 157V156H58ZM61 157V156H60ZM65 157H67V156H65ZM67 157V158H68ZM108 157V156H107ZM231 157V158H230ZM89 158H91V157H89ZM122 158V157H121ZM125 158V159H126ZM132 158H134L133 160H131ZM219 158V157H218ZM217 157H216V159H218ZM26 159H27V157H25V162H26ZM40 159H41V157H40ZM76 159H77V155H76ZM75 159V160H76ZM79 159V158H78ZM85 159H87V158H85ZM108 159V158H107ZM112 158H111V160H113ZM124 159V160H125ZM126 159V160H127ZM165 159V160H164ZM169 161H168V160ZM211 159V158H210ZM56 160V159H55ZM58 160V159H57ZM68 160V159H67ZM66 160V161H67ZM74 160V161H75ZM115 160H116V158H115ZM118 160V159H117ZM125 160V161H126ZM166 160H167V162H169V163H167L166 162ZM205 160H208L206 163H205ZM22 161V160H21ZM32 161H34V160H32ZM77 161V160H76ZM79 161V160H78ZM77 161V162H78ZM83 161V160H82ZM85 161V160H84ZM128 161V160H127ZM52 162V161H51ZM70 162L72 163L73 161H71V159H70ZM92 162L94 163H96V162H98V161H93L92 160ZM92 162H91V160L89 161V163H91V165H92ZM112 162V161H111ZM132 162H133V164H132ZM234 164H233V163ZM244 162V161H243ZM32 163H34V162H32ZM66 163V162H65ZM65 163H63L64 165H65ZM74 163V162H73ZM72 163V164H73ZM233 165H232V164ZM245 163V162H244ZM63 164H61V166H58L59 168L56 170L55 168L56 167H54V171H55V177H56V183H57V185L61 188L62 187V185H64L66 182H67V178H68V176H72V175H78L79 173H80V169H73L72 167V169L73 170H71L70 169V171L69 170H66L67 169V166L65 167ZM69 165V163H68V161H67V163H66V165ZM71 164V166H73ZM132 164V165H131ZM207 164V165H206ZM231 164V166L229 167V165ZM246 164V163H245ZM22 165V164H21ZM127 165H125V166H127ZM55 166V165H54ZM95 166H98V164H96V165H94L92 168H95ZM124 166V167H125ZM188 166V165H187ZM187 166H185V168L184 169H186V167ZM200 166V165H199ZM245 166H247V165H245ZM244 166V167H245ZM52 167V166H51ZM50 167V168H51ZM75 167V166H74ZM80 167V166H79ZM98 167H100V164H99V166ZM97 167V168H98ZM124 167H122V168H124ZM182 167H184V166H182ZM227 167H229V169H233V170H231V171H229V169L227 168ZM232 167V168H231ZM250 167V166H249ZM66 168V169H65ZM68 168H69V166H68ZM76 168H77V165H76ZM86 168H88L89 169V167H86ZM181 168V167H180ZM227 168V169H226ZM240 168V170H242ZM24 169H25V167H24ZM24 169H22V170H24ZM88 169H81L83 172H85L86 170H88ZM96 169V168H95ZM95 169H91V171L93 170V171H96ZM169 169H172V168H170L169 167ZM196 169L198 170V171H196ZM225 169H226V172H228V173H233V176L231 175L230 176V174H225V175H227V176H224V171H225ZM246 169V168H245ZM138 170V171H141V172H143V173H141V172H139V174H137L138 173V171L136 172V171ZM160 170V171H159ZM206 170H204V171H206ZM210 170V171H209ZM228 170V171H227ZM35 171V170H34ZM54 171H53V169H52V172H53V174H54ZM89 171H90V169H89ZM123 171H125V168L123 169ZM125 171V175H127V173L128 172H126ZM136 172V174L138 175H136L135 174V172ZM244 171V170H243ZM246 171H248V170H246ZM250 171V170H249ZM24 172V171H23ZM31 172V171H30ZM87 172V171H86ZM169 172V171H168ZM171 172H172V170H171ZM203 172V171H202ZM207 172H203V175H204V173H207ZM225 172V173H226ZM19 173H21V175L20 176H22V172L20 171ZM82 173V172H81ZM92 173V172H91ZM83 174V173H82ZM96 174V173H95ZM171 174V173H170ZM237 174V175H236ZM241 174V173H240ZM246 174H248L247 172H246ZM85 175H87L86 173L84 174V175H82V176H84V178H87V176L85 177ZM167 175H169V174H167ZM220 175H222V177H224L223 179H221L220 178ZM235 175V176H234ZM239 175V178H237V176ZM128 176V175H127ZM145 176V175H144ZM144 176H142V177H144ZM164 176H166L165 174H164ZM253 176V175H252ZM264 176V172H259L257 175H255V176H253L252 177V179L249 181V185L248 186H251V188L252 187H255V186H257L258 184H259V182H260V179L262 178ZM73 177V176H72ZM78 177V176H77ZM76 177V178H77ZM80 177V176H79ZM90 177V176H89ZM166 177H168V176H166ZM165 177V178H166ZM245 176H243V178H244ZM29 178V177H28ZM38 178V177H37ZM51 178H54L53 176L51 177ZM74 178V177H73ZM72 178V179H73ZM128 178V177H127ZM134 178V177H133ZM161 178H163V176H161ZM247 178H248V176H247ZM246 178V179H247ZM264 178V177H263ZM24 179V178H23ZM40 179V178H39ZM130 179V181H133L134 182V180L136 181L138 178H136V179H131V178H128L127 179V181ZM214 179V180H213ZM245 179V178H244ZM76 180H78V178L76 179ZM80 180V179H79ZM78 180V181H79ZM90 180V178H88V181ZM142 180V179H141ZM144 180V179H143ZM156 180H157V178H156ZM159 180V179H158ZM214 181V183L217 181V183L219 182V186H220V189L221 188H223V189H225V190H222V191H227V192H229L230 193V195H233V194H235V195H237L239 198H237V199H233L234 200V202L231 204L230 202H229V205L231 204L232 206H231V208H230V213H226V214H228V215H217V217H213V215H215V214H213L214 213V210H211L210 211V208H212L214 205H216V202L218 203L219 202V199H221L220 197H219V199H218V196H216V198H217V200L218 201H216V198L214 197V195H213V192H215L213 189H210L212 186H215V185H212V184H214V183H212L213 181ZM216 180V181H215ZM262 180V179H261ZM41 181V180H40ZM44 180H42V182H43ZM49 180H47V181H44V182H48ZM52 179H51V181H49L50 183H52ZM87 181V182H88ZM127 181H125L126 183H125V185H128V183H127ZM139 181V180H138ZM137 181V182H138ZM163 181H164V178H163ZM212 181V182H211ZM17 183L19 182V181H16ZM28 182V181H27ZM31 182H32V180H31ZM31 182H29V183H31ZM36 182H38V181H36ZM42 182H39L40 184L42 183ZM48 182V183H49ZM132 182V183H133ZM141 182H143V181H141ZM165 182H166V180H165ZM262 183H264V181L262 180L261 181ZM49 183V184H50ZM53 183H54V181H53ZM72 183V182H71ZM70 183V184H71ZM76 183H77V181H76ZM80 184L79 185H81V182H79ZM134 183H136V182H134ZM139 183V182H138ZM167 183V182H166ZM165 183V184H166ZM173 183V182H172ZM209 183H211V187L210 188H208V186L210 185ZM12 184V183H11ZM38 184V183H37ZM69 184V185H70ZM73 184H75V183H73ZM83 184V183H82ZM143 184V183H142ZM168 184H171V183H168ZM198 184H197V187H198ZM239 184H240V187H238L239 186ZM25 185V184H24ZM46 185V184H45ZM52 185V184H51ZM54 185V184H53ZM56 185V184H55ZM129 185H131V183L129 182ZM141 185V184H140ZM139 185V186H140ZM144 185V184H143ZM172 185V184H171ZM170 185V186H171ZM244 185V184H243ZM245 185H246V181H245ZM245 185L243 186V187H245ZM9 186H11V185H9ZM15 186V185H14ZM13 186V187H14ZM31 186V185H30ZM33 186V185H32ZM34 186H36L35 184H34ZM66 186V185H65ZM74 186V185H73ZM73 186H71V187H73ZM78 187V185H75V187ZM45 187V186H44ZM48 187V186H47ZM57 187V186H56ZM79 187H81V186H79ZM78 187V188H79ZM166 187H167V184H166ZM169 187V186H168ZM18 188L19 187H17V188H15V189H17V191L15 190L14 192L16 193V192H18V191H20V189L18 190ZM43 188V187H42ZM68 188V187H67ZM151 188H153L152 190H151ZM154 188H158V189H156V190H161V192L159 193L160 195V197H162V198H164V200L166 201V205H165V207L163 208V213L162 214H160V215H157V214H155L153 211H157V209H155V210H152L153 208H155V206L153 207V208H151V201H152V199H154V196L153 195H155V197H156V193L158 192H154L153 190H155ZM214 188V187H213ZM217 188V187H216ZM215 188V189H216ZM250 188V187H249ZM29 189H32L33 190V188H29ZM45 189V188H44ZM74 189V188H73ZM72 189V190H73ZM83 190H84V187L82 188ZM173 189V190H174ZM204 189V188H203ZM219 189V190H220ZM245 189V188H244ZM253 189V188H252ZM60 190V189H59ZM74 190H76V189H74ZM217 190H218V188H217ZM216 190V191H217ZM218 190V191H219ZM237 190V191H236ZM246 190V189H245ZM30 191V190H29ZM35 191V190H34ZM49 191V190H48ZM51 191V190H50ZM58 191V190H57ZM70 191V190H69ZM78 191H80V190H78ZM90 191V190H89ZM88 191V192H89ZM151 191H153L154 193H152ZM211 191V192H210ZM236 191V192H235ZM37 192V191H36ZM40 192L41 191H39V193L37 194V196L40 194ZM46 192V191H45ZM59 192H61V191H59ZM52 193V192H51ZM55 193V192H54ZM68 193V192H67ZM87 193V192H86ZM169 193H171L172 195L174 194V193H172V192H169ZM179 193H180V191H179ZM178 193V194H179ZM184 193V192H183ZM216 193V192H215ZM218 193V192H217ZM229 193H228V195H229ZM236 193H238V194H236ZM12 194H14V193H12ZM24 194H25V192H24ZM61 194V193H60ZM84 194V193H83ZM32 195H34V194H32ZM46 195V194H45ZM49 195V194H48ZM86 195V194H85ZM171 195V196H172ZM181 195V194H180ZM180 195H177L176 197H178V196H180ZM192 195H194V194H192ZM197 195V194H196ZM217 195V194H216ZM28 196H30V195H28ZM35 196V195H34ZM40 196V195H39ZM76 196H77V194H76ZM79 197H81V199L83 200V198H82V196H80V195H78ZM87 196V195H86ZM91 196V195H90ZM89 195H88V201H89V198H93V196H91L90 197ZM195 196V195H194ZM227 196V195H226ZM241 196V197H240ZM244 196H245V198H244ZM25 197V196H24ZM47 197V196H46ZM157 197H158V195H157ZM191 197V196H190ZM235 197V196H234ZM31 198H33V197H31ZM75 198V197H74ZM87 198V197H86ZM91 198V199H92ZM185 198H184V200H185ZM27 199V198H26ZM35 199V198H34ZM46 199V198H45ZM52 199H55V196H54V198H52ZM80 199V200H81ZM85 199V198H84ZM179 199H180V197H179ZM51 200V199H50ZM75 200H76V198H75ZM74 200V201H75ZM93 200L94 199H92L91 200V202H93ZM160 200H162V199H160ZM182 200V199H181ZM216 202H215V201ZM222 200V199H221ZM230 201H231V199H229ZM46 201H47V199H46ZM54 201H56V199L54 200ZM83 201H86V199L85 200H83ZM197 201V202H196ZM24 202V201H23ZM59 202V201H58ZM58 202L56 203V204H58ZM77 202H79V201H77ZM76 202V203H77ZM87 202V201H86ZM113 202V201H112ZM115 202H117V199L115 200ZM161 202H163V200L161 201ZM213 202H215L214 204H213ZM26 204H27V201L25 202ZM28 203H30V201L28 202ZM39 203V202H38ZM49 204L51 203L52 204V202L51 201H49L48 202ZM89 203H90V201H89ZM94 203V202H93ZM19 204V203H18ZM35 204V203H34ZM45 204H47L46 202H45ZM92 204V203H91ZM90 204V205H91ZM114 204V203H113ZM112 204V205H113ZM191 204V203H190ZM194 204V203H193ZM223 204V203H222ZM226 204H227V202L225 203V206L223 207V209L222 210H224V212L225 211H227L226 210ZM28 205V204H27ZM38 205V204H37ZM37 205H36V207H37ZM40 205V204H39ZM39 205H38V207H39ZM53 205V204H52ZM51 205V206H52ZM78 205H76V206H78ZM234 205V206H233ZM35 206V205H34ZM42 206H43V204H42ZM45 206V205H44ZM114 206V205H113ZM113 206H111L110 205V207H113ZM116 206V205H115ZM184 206V205H183ZM19 207V206H18ZM35 207V208H36ZM38 207H37V209H38ZM53 207V206H52ZM55 207H58L59 208V206L58 205H55ZM229 207V206H228ZM227 207V208H228ZM50 208V207H49ZM96 208V207H95ZM134 208V209H133ZM214 208V207H213ZM212 208V209H213ZM34 209V208H33ZM54 208H52V210H53ZM61 209V208H60ZM94 209V208H93ZM104 209V208H103ZM217 209H219V208H217ZM27 210V209H26ZM31 210H32V207H31V209L29 210V212H31ZM48 210V209H47ZM55 211H56V209H54ZM54 210L53 211H51L52 213H54ZM67 210H69V209H67ZM71 210V209H70ZM102 210V209H101ZM100 210V212L99 213H102V211ZM162 210V209H161ZM58 211H59V209H58ZM57 211V212H58ZM98 211V210H97ZM97 211H96V213H97ZM104 211V210H103ZM216 211V210H215ZM220 211V210H219ZM27 212V211H26ZM33 212H34V210H33ZM47 212H49V211H47ZM64 212V211H63ZM68 212V211H67ZM113 212V211H112ZM210 212H211V214H210ZM228 212H229V208H228ZM61 213V212H60ZM70 213H71V211H70ZM73 213V212H72ZM95 213V214H96ZM159 213H160V211H159ZM223 213V212H222ZM28 214V213H27ZM30 214V213H29ZM31 214H33V213H31ZM48 216H50V215H52V214H50V212L49 213H46ZM200 214H201V216H200ZM225 214V213H224ZM55 216H57L56 215V212H55V214H54ZM65 215V214H64ZM67 215V214H66ZM101 215V214H100ZM204 215V216H203ZM211 215H212V217H211ZM25 216V217H24ZM32 216H34V214L32 215ZM71 216V215H70ZM95 216H97V215H95ZM200 217H205V219H201ZM50 218V217H49ZM100 219V218H99ZM208 219V220H207ZM36 220V219H35ZM102 220V219H101ZM96 221V220H95ZM115 221V220H114ZM38 222V221H37ZM37 222H36V224H37ZM47 222V221H46ZM69 222V221H68ZM72 222V223H73ZM98 222V221H97ZM117 223V222H116ZM71 224V223H70ZM99 225V224H98ZM39 226V225H38ZM42 226H44L45 227V225H42ZM67 230L69 231V232H72L71 233V237L70 238H68L67 240H65V241H62V239H61V237L63 238V234L65 233H67ZM53 231V230H52ZM79 232H80V234H79ZM44 235V234H43ZM45 236V235H44ZM68 236V235H67ZM65 237H66V235H65ZM56 238V237H55ZM44 242V241H43ZM184 243V246H185V248H184V246H182L183 245V243ZM184 251V252H183ZM186 251H187V253H186ZM172 261V262H173ZM199 263V262H198ZM197 263V264H198ZM170 264H171V262H170ZM174 264H176L175 262H174ZM200 264V263H199Z\"/></svg>",
  "mask_w": 264,
  "mask_h": 264
},
{
  "label": "rangeland",
  "instance_id": "obj_2",
  "mask_svg": "<svg viewBox=\"0 0 264 264\" xmlns=\"http://www.w3.org/2000/svg\"><path fill=\"white\" fill-rule=\"evenodd\" d=\"M1 1H4V0H1ZM20 1V0H19ZM22 1V2H21ZM20 2H21V5H22V3H27L26 1H28V0H21ZM40 1V0H39ZM38 0H30V2L28 1V3L30 4V3H33V2H37V3H43L44 2V0H41V2H39ZM100 2V4L102 5V6H97L96 4L98 3V2ZM191 1H193V0H191ZM191 1H188V0H94V2H95V5H96V7H97V10L99 11H97V13H96V11L94 12L95 14V16L97 17V19H96V22L98 23V28L100 29V30H103L104 31V35L103 36H109L108 37V41H109V38L111 37H113L114 35H115V33H116V35L112 38V40H111V38H110V41H112L113 42V44L111 43V46L112 47H110V50H112V51H115L116 50V48H118V45L120 44V47L122 46V45H124V43L126 44V46L127 47H129L128 49L130 50L131 49V47H132V49L133 50H136L137 49V44H138V39L140 38L139 36H143L141 39H142V41L145 43H147L146 45V49H147V47H148V49L146 50L145 49V51H147L146 53L148 54V55H150V57L151 58H149L148 60H149V62H148V60H144V63H142L141 65L139 64V65H137L135 68H136V70L140 73V74H144V72H147V71H152V65H153V67L155 68V67H157V69L155 68V69H153L154 70V72H155V70H159V71H156L154 74H156V76H157V73L159 74L158 76H159V78H158V76L156 77V76H154L153 75V79H152V81H153V83H155V84H153L154 86L156 85L157 87L159 86V84L160 85H166V86H168L166 89L168 90V88H169V91H171L172 90V94H170L172 97H171V99H169L168 100V98L170 97V95H169V97L167 96V94H168V91L166 90L165 91V95H166V97H168L167 98V100H164L166 103H168L167 105H166V103L165 102H163L162 103V105L165 107L166 106V108H165V111L163 110L164 109V107L163 106H160L159 108H158V110H157V112H153L154 114H152L151 116H150V119L149 120H147V121H149L148 123H146V119H144V117L142 118V120H141V118H139L140 120H139V122L137 121V119L138 118H136V121H137V124H133V120H135V119H132V117L134 118L135 116H136V114L139 112V111H137V113L135 112V110L136 109H138L137 107H135V105L137 106L139 103V100H136V101H134L133 102V105H132V102L129 100L128 101V98H126V95L128 96L134 89H136L138 86V90L140 89V87H141V84H140V82H139V79H136V77L135 78H133V80L131 79V77L130 76H128L127 75V78L129 79V77H130V79H131V81H129L130 83H128V79H125V78H122V79H120V82H122V81H124V82H126L127 81V83H126V85H125V83L124 82H122L121 84H124L126 87H124V88H121L120 86H122L121 84H120V89L118 88V95L120 96V94L122 95V98H115V96H116V94H115V92H114V88H113V90H110V91H113V92H108V93H111V95H113L112 93H114L115 95H113L114 97H112L110 94H109V96L111 97V101L114 103H112L113 104V107H109V108H112V109H110L109 110V108L108 109H106L107 110V112H108V110L111 112V113H105L104 111H102V112H100V111H95V113H94V111H90V113L88 114V115H90V114H92V115H94V114H96V116L97 115H99L98 117H93V119L95 118V119H97V118H102V116L103 117H106L105 119L107 120L108 118V120H113L111 117H112V115L113 114H119L120 115V113H121V115H122V110H124L125 112H126V117H125V115L124 116H122L123 118H126V121H124V119H122L121 121H123V126H125V127H121V123H119V127H121L122 128V130H124V131H126V130H128V132L130 133V134H132L131 135V141H132V139H133V141H135L134 142V144L136 143V144H139V143H137L138 141L140 142V143H142V141H143V143H145V142H147V141H144V139H145V137H144V134L147 132L146 131V129H150V130H148V132L149 131H151V127L152 126H156V124L157 123H159V121L161 120H163V119H161V116L163 115L164 117L163 118H166V119H169L170 120V122L172 123V124H175V123H177V122H179L178 120H180L181 118H182V116L183 115H186L184 112L185 111H182V109H184V107H186L185 109H188L189 111H186L188 114H187V116L189 115V117L190 118H193L192 117V114H193V116L195 115L196 116V118L194 117L193 119H195V120H198L197 122L198 123H203L202 125H201V123L199 124V125H201V126H199V127H202L201 128V130H198L199 129V127L197 128V130L198 131H196V127L192 130V132L191 131H189V132H187L188 133V136H186V134H184L185 135V138H183V140L182 139H180V138H182L180 135V138H179V136H177L178 138H179V140H177V139H174L173 140V137L172 136H174V135H172V133L174 134V132H171V131H173V130H169V129H166V130H168V131H166V130H164V131H166V133L168 132V134L167 135H165V139L166 138H168V140H170V142L168 143L169 145H170V143L172 142L173 144L171 145V147H173V146H175L176 144V141L175 140H177L178 141V144L175 146V148H171L170 146V148L172 149V151L168 148V145L166 146V142H168L167 141V139H166V142H165V144H156V143H158V137L156 136V138H157V141H155V139H154V137H155V135H156V133H155V135H154V137H153V141H151L150 140V142L153 144V145H155L156 144V146H155V149L152 147V144L149 142L148 143V149H146V150H144V152L146 153V152H148V154H149V152H151L149 155H152V156H154V157H158L157 159H159V157H160V159L163 161V158H164V156L163 157H161L162 156V153L165 151V149H162L163 148V146H164V148H167V149H169L170 150V152H169V150H168V152H167V149H166V152H164L163 153V155H166L165 156V159L167 158V157H171L172 155H173V157L171 158V159H169L170 161H171V166H170V164H168L167 166H169L170 168H172V169H169V167H168V169L164 172V174L166 175V176H168V177H166V176H164V174L163 175H161V176H163V178H164V181H163V178H161V176H159V178L158 177H156L157 178V180H156V178L154 179V181H158V182H161L162 184H163V186L165 187V188H172L173 187V184H174V182L176 181V180H178L179 179V177L180 176H178L179 174L181 175L182 173H178V171L179 170H181V171H183V170H190V171H192V169L195 167V166H197L198 165V168L197 169H199L202 165H205V164H202V162L204 161V159L206 158H208L211 154H212V152H213V155H215V153H216V155H217V152H215V150H217L218 149V147H221L222 145H223V143L226 141V142H228L229 140H231V138H233V144L235 145V146H238L237 148H239L238 149V152H236L235 150H237V149H235L234 150V148L232 149V150H234V152H232L231 151V149H228V150H230L231 151V153H235V154H231L230 153V151H229V153L232 155V157H233V155H235L233 158H231V159H234V158H236V161H237V163L235 162V159L233 160V162H235V164H237V165H234L233 166V169H234V167H239V166H241L242 164H243V168H241V167H239L238 169H237V167L235 168V173L237 172V173H239L240 171V173H239V175H242V176H240V177H242L241 178V181L239 182V183H241V182H243V183H241V185H242V187H240V184H239V186L238 187H240V189L239 188H237L238 190H244L245 192H243V193H247L246 191H248L249 190V193H247L248 195H250L251 193H253V192H251V191H254L256 188H258V187H260V185L262 184H264V183H262L261 181L263 180L264 181V176L260 179V182H259V184L257 185V186H255V187H252L251 188V186H248L249 184V181L252 179V177L253 176H255V175H257L259 172H264V121L262 122V120H264V112H262V111H264V82H261V81H263L264 80V78L261 80L260 79V75H261V72H260V70L261 71H263V73H264V67L262 66V64H261V62H259L258 63V61L259 60H256V58L257 59H260V58H262V60H260V61H262L263 62V64H264V61H263V56H264V45L261 47L260 45V47L259 46H257V43L256 44H254L255 43V34H256V32L258 33V32H260V37H262L261 39H260V43H263L264 44V36H261V34H262V32H261V30L262 29H260L261 27H259L258 28V26H262V22H261V20L260 19H258V18H260V17H258V16H260V13H264V11L263 10H261V9H264V2L261 0H256L255 2H259V4H257L258 6H254L255 4V2L252 0V6H253V9L256 7V8H258V9H254V11L253 12H255V10H257L258 12H257V14H255V15H252L253 14V12H251L250 14H247V12L245 11V9H248V7H247V4H249L250 3V1L251 0H240L241 2H239V0H235L236 1V3H237V5L238 4H241L242 5V7H243V9H244V6H243V4L244 5H246L245 6V9L243 10L244 12H238V10L236 11V13H233V14H230V12L227 10V5H228V2L227 1H229V0H194V1H197V2H204L206 5H208V9H207V12L209 13H207L206 14V12H201V9H198V11L195 9V8H197L195 5V7L193 6V2H191ZM207 3H206V2ZM231 1H233V0H230V2L229 3H231ZM16 2H17V5H19V7L21 8V5H20V2H18L17 0H16ZM102 2V3H101ZM210 2H212V3H210ZM239 2V3H238ZM14 3H15V1H14ZM24 3V4H25ZM34 3V4H35ZM195 3V2H194ZM203 3V4H204ZM226 3H227V5H226ZM243 3V4H242ZM12 4V3H11ZM28 4V5H29ZM132 4H134V6H136L137 8L138 7H141L140 9L142 10V11H140V12H142V13H138L137 11H135V13H133L132 12V10H131V8H130V11L131 12H128L129 11V9H128V7H131L132 6ZM201 4V3H200ZM209 4H210V6L212 7L211 9H210V7H209ZM212 4V5H211ZM10 5V4H9ZM8 5V6H9ZM33 5V4H32ZM122 5V6H121ZM131 5V6H130ZM241 5H238L239 6V8H242L241 7ZM250 5V4H249ZM13 7H15L14 9H13V7L11 8V9H13V10H15L16 8H18L19 9V7H16V4H13L12 5ZM22 6H24V5H22ZM26 6H27V4H26ZM30 6V5H29ZM104 6V7H103ZM107 8H106V7ZM113 6H114V8H113ZM252 6H250L249 8H251ZM10 7V6H9ZM8 7V8H9ZM99 7V8H98ZM110 7V8H109ZM116 7H118V8H116ZM120 7V8H119ZM7 8V9H8ZM109 8V10H107ZM259 8H260V10L261 11H259ZM7 9H6V11H7ZM11 9H9L7 12H9V13H5V14H10L11 16L10 17H8L7 15H5V16H7V17H4V19L6 20V18H7V20H6V23L4 24V25H6V26H4V25H2L1 24V22H2V18H0V63H1V61L2 60H4V61H6L8 58H7V56H10V57H12V56H14V53H9L8 54V52H7V46H6V39H8L11 35H9L10 33H12L10 30V33H9V31H8V29H10V28H8V27H13L15 24H19L23 29L25 28V27H27L26 29H30V28H32V29H30L29 31H28V33L30 32L31 34H33V32H34V34H33V36H31V38L29 37V39H28V36L30 35V33H29V35L27 36V34H26V32L27 31H25L24 30V32H22L23 34H21V37H20V39H21V43L23 44L24 43V45H22L21 47H20V51H21V54L23 55V57H24V59H23V62L22 61H20L19 62V64H18V67H19V70L20 71H17L16 73H22V75H23V86L24 87H22L21 89H20V92H18V93H20V97H21V99H20V101H19V103L20 104H22L23 105V109H19V108H17L15 105H16V94H17V92L15 91V92H11L12 93V98H10V96H8L7 97V100H5L6 101V103H4L5 101H3L2 99H0V102H1V100H2V106H3V104L6 106L7 105V107L4 109V107L5 106H3V107H1L0 106V108H2V110H0V111H2V113L0 114V179H3L2 180V182H3V184L4 185H6V186H8V187H11V189H8L9 191H11V192H9L10 193V198L11 199H13L14 200V196H17L16 197V200H14V201H17V200H19V202H17V203H15L16 205H18L17 206V211L18 212H20V211H22L23 210V213H25L24 215L27 217L26 219L27 220H29V219H31V220H29L32 224H34V226H37V227H35L37 230L39 229V230H41L42 228V230H43V233H41V236H42V243H45V244H54V246H59L60 245V234H61V232L63 231V230H65V229H71L73 226H74V224H75V221L73 222V220H75V217L74 216H76L74 213H75V209L76 208H80V206L82 205V203L84 202V203H87L88 204V206L92 209V211H91V217H92V219H94V220H92L93 222V224L92 225H94V226H97V227H99L101 224H104V223H108V222H112V223H114V224H116V225H120L121 226V224H119L120 223V221H121V223H122V221H124L125 223H122V225H124V224H126V222H127V213H129V212H131L132 211V207L134 206L135 207V205L139 202V201H141V195H140V193H141V189H142V187L141 186H145V180L146 179H148V176H146V174H139V172H141V171H138V173L137 174H139L140 176L139 177H135V176H133V177H131L132 176V171L130 172L129 170H132V168L133 169H135L134 167H136V166H134V167H132L131 166V169H130V164H125V165H127V166H123V163L124 162H129V159L131 158V157H129L128 159L126 158L127 157V155L129 154V156H130V153L132 154V152H130V153H127L126 151H127V149L129 148L128 146L129 145H131V144H125L126 145V147H128L127 149L125 148H122V149H124V151H125V155L123 154V151H122V149H121V151H120V153H117V154H123L122 156H120V159H119V156H116L115 158H116V160H115V158L113 159V157H114V154H113V156H111V155H109V153H107V151H108V148H106V153L104 154V152L105 151H102L103 149H105V148H103L104 146H106L107 145V143H104V145H103V147L101 146L103 143L102 142H99L98 144H96L97 146H94V144L92 143V142H88V143H85V144H82V142H80L78 139L76 140V138L73 136V133H74V131H73V129L72 128H75V127H73V125H74V122L76 121V118H79L78 116L76 117V115H79V113L81 112V115H79V116H81V118H86V117H84L83 115H85V116H88V115H86V114H84L85 113V111H88L89 110V108L87 107V109L85 110V106L84 105H86V104H84V105H82L83 103H80L79 105H81V109L79 110V106L77 107V111L79 110L80 112H77V111H75V114L74 113H72V115H70L71 113H69L68 115H70V116H72V117H68L67 115L65 116V113L67 114L68 112H64L63 113V111L61 112V109L60 108H62V106H63V91L65 92V90L64 89H61L62 88V78H61V74H60V71H59V68H58V65L56 64V62L53 60V54L52 53H54L56 50H57V48L56 47H53V48H48L47 46V44L48 43H46V41L44 40L45 39V37H43V36H46V33L44 32V30H42L43 31V33H42V31H41V33L40 34H38V33H36V29H38V30H40L41 29V22H39V21H41L40 20V18H41V16H39V18L37 19L36 18V16L35 15H32L31 13H29V14H26V15H29V16H26V17H28V18H26L25 20H24V22L26 21V24H23V25H21L19 22H16V20H15V17L13 18L12 17V15L14 14L15 15V12H12L13 10H11ZM102 9V10H101ZM103 9H105L106 10V12H105V10L103 11ZM114 9H115V12H114ZM171 9H173V10H171ZM174 9H175V11H174ZM11 10V11H10ZM171 10V11H170ZM16 11H18V10H16ZM173 11H174V13H173ZM201 13H200V12ZM242 11V10H241ZM11 12H12V14H11ZM108 12H110L109 14H108ZM128 12V13H127ZM228 12V13H227ZM237 12H238V14H239V17H240V19L242 18V17H244L245 16V18H242L243 20H245V25H243L244 24V22H242L241 20H238L239 18H237V16H238V14H237ZM246 12V13H245ZM138 13V14H137ZM204 15H203V14ZM256 13V12H255ZM97 14V15H96ZM108 14V15H107ZM127 14H130V16H129V18H128V16L126 17V15ZM136 14L138 15V18H139V20H143L144 22H142V24H141V22H140V24H139V26L140 27H138L137 28V30L139 31H137V33H136V36H137V39H136V41H137V43H136V41H135V38L134 37H136V36H131L130 35V32H128V28H129V21H127V20H131V22H133L134 20L133 19H135V20H138V18L136 17ZM16 15H18L17 13H16ZM100 15H102V16H100ZM106 15H107V18L108 17H110V16H112V17H110V18H108V20L106 21ZM110 15V16H109ZM114 15V16H113ZM116 15H117V17H116ZM119 15V16H118ZM131 15H134V18H133V16H132V18H130L131 17ZM232 15V16H231ZM242 15H244V16H242ZM255 16V17H254ZM20 18L22 17V16H19ZM23 17L25 18V16L23 15ZM105 17V18H104ZM158 17V18H157ZM252 17V18H251ZM254 17V18H253ZM258 17V18H257ZM11 18V19H10ZM24 18H22V21L20 20V22H23V19ZM101 19L102 20V18H104V21L106 22V23H108V24H105L106 26H104V25H101L102 23L104 24V21L102 20V22L100 21V20H98V19ZM117 18V19H116ZM124 18H125V20H124ZM127 18V19H126ZM154 18H155V20H154ZM159 18L161 19H165V18H168V23L166 22V25H164L166 28H169V21H173L172 23L174 24V28H176V29H173V31H172V29L170 30V32H168V30L169 29H167L166 30V28L163 26V24H162V20H159ZM255 18H256V20H255ZM8 19H10V20H12L11 22L8 20ZM16 19H17V16H16ZM42 19V18H41ZM157 19V20H156ZM207 19V20H206ZM248 19V20H247ZM5 20H3L4 22H5ZM208 21V23L210 22V20L211 21H214V23H216V25L214 24L213 25V23L212 22H210V24L211 25H213L214 27H212L211 25H209L206 21ZM247 20V21H246ZM253 20H255V21H253ZM9 21V22H8ZM18 21V20H17ZM34 21V22H33ZM161 23H160V22ZM238 21H240V22H238ZM256 21H260V22H256ZM14 22H16V23H14ZM36 23L37 25L36 26H34L33 25V23ZM40 24H39V23ZM126 22H128V23H126ZM163 22L165 23V21L163 20ZM204 22H206V23H204ZM254 22H255V26L254 25H252V24H254ZM10 23V24H9ZM11 23H12V26H8V25H11ZM112 23V24H111ZM145 23H147L146 25H144ZM14 24V25H13ZM171 24V23H170ZM26 25V26H25ZM40 25V26H39ZM112 25V26H111ZM209 25V28L207 27V26ZM250 26V29L252 30H254L255 28L254 27H257L258 29H259V31H255V33H253L254 31H250V29L248 30V28L246 29V28H243V27H245V26H247V27H249ZM8 26V27H7ZM128 26V27H127ZM171 26H172V24H171ZM2 27V28H1ZM30 27V28H29ZM102 27V28H101ZM143 27H145V28H143ZM212 27V28H211ZM241 27V28H240ZM7 30H6V29ZM40 28V29H39ZM123 28V29H122ZM128 30H127V29ZM171 28H173V26L171 27ZM223 28V29H222ZM238 28H240L239 30H240V32H238ZM262 28H263V26H262ZM105 29V30H104ZM221 29H222V32H221ZM232 29V30H231ZM246 31H245V30ZM4 30V31H3ZM32 30V31H31ZM141 30V31H140ZM178 32H177V31ZM186 30H188L189 31V33L187 34L185 31ZM224 30H227V31H224ZM228 30H231L230 32L228 31ZM256 30V29H255ZM3 31V32H2ZM125 31H127L126 33H125ZM171 31H172V35H175V37H177V35H179V32H180V34L182 33L183 34V32H185L186 34H187V36L188 35H191L190 37L188 36V38H190V41H188L189 39H187V41H185V42H183V43H185L184 45L185 46H183L182 45V47L180 48V46L181 45H179V47L178 46H176L175 48H171V46H170V39L172 38H174V36H172L171 34H168V33H171ZM181 31H183V32H181ZM215 31V32H214ZM224 31V32H223ZM249 31V32H248ZM4 32H6V33H4ZM37 32H39V31H37ZM118 32V33H117ZM119 32H121V34H119ZM124 32V33H123ZM142 32H143V34H142ZM213 32L214 33H216L215 34V39H216V41H215V39H214V34H213ZM227 32L230 34V33H233V34H230V36L231 35H233V36H229L228 34H227ZM45 33V34H44ZM146 33H147V35H146ZM191 33V34H190ZM223 33H225V35L223 34ZM41 34H44L43 36L41 35ZM110 34L112 35V34H114V35H112V36H110ZM119 34V35H118ZM126 34V35H125ZM142 34V35H141ZM213 34V35H212ZM263 34H264V32H263ZM128 35V36H127ZM130 35V36H129ZM25 36H27V37H25ZM147 36V37H146ZM171 36V37H170ZM254 36V37H253ZM41 37V38H40ZM104 37V38H105ZM127 37H129V38H127ZM139 37V38H138ZM213 37V38H212ZM219 37H224V38H221L222 40V42L224 43V44H222V47H221V45H219V44H221L222 42L220 41V39H219ZM227 39H226V38ZM2 38V39H1ZM107 38V37H106ZM121 38H123V40L121 41L120 39ZM125 38V39H124ZM127 38V39H126ZM132 38H134V39H132ZM148 38H150V39H152V42H151V40H150V42L151 43H154L153 45H152V47L149 45V44H151V43H149V42H147L148 41ZM202 38H206L204 41H205V45H202V43L204 42L203 41V39ZM28 39V40H27ZM140 39V40H141ZM147 39V40H146ZM171 39V40H172ZM201 39H202V41H201ZM213 39H214V45L215 46H213V47H208V46H210V44H211V46H212V41H213ZM225 39H226V41H225ZM251 39V40H250ZM48 40V39H47ZM115 40H116V42H115ZM128 40V41H127ZM194 40V41H193ZM207 40V41H206ZM248 41V42H244V41ZM5 41V42H4ZM108 41H106V42H108ZM131 41V42H130ZM132 41H134V42H132ZM154 41V42H153ZM251 41V42H250ZM124 42V43H123ZM187 42V43H186ZM189 42V43H188ZM191 42V43H190ZM216 42H218V44L216 43ZM244 42V43H243ZM33 43V44H32ZM108 43H110V42H108ZM130 43L132 44V45H130ZM249 43V44H248ZM250 43H252V45H255L253 48H252V50H253V54H251L252 52V50L250 49V47H249V45L251 46V44ZM169 44V45H168ZM204 44V43H203ZM32 46L31 47V50L27 47V46ZM46 45V46H45ZM248 45V46H247ZM116 46V47H115ZM197 46H201V47H204V48H202V49H200V48H198ZM219 48H218V47ZM28 48L29 49V51H28V49H26V48ZM42 47V48H41ZM44 47H47V48H44ZM115 47V48H114ZM151 47V48H150ZM154 47V48H153ZM209 48V50L208 51H206L208 48ZM249 47V49L251 50H248V51H246L247 49L246 48H248ZM22 49H24V50H22ZM51 50V51H49V50ZM244 49V50H243ZM246 49V50H245ZM256 51H255V50ZM9 50V49H8ZM33 50V51H32ZM36 50V51H35ZM133 50H130V51H133ZM173 50V51H172ZM176 50V51H175ZM260 50H262V51H260ZM149 51V52H148ZM210 51V52H209ZM246 51V52H245ZM238 52V53H237ZM249 52H251V53H249ZM262 54H261V53ZM240 53V54H239ZM257 53V54H256ZM258 53H260V54H258ZM5 54V55H4ZM188 54H190V55H188ZM255 54H256V57H255ZM185 56H189V60L190 59H192L191 60V62L192 61H194L193 62V64L189 61V62H186L185 63ZM233 56H235V58H233ZM149 56H147V58H148ZM158 57H160L159 59H158ZM166 57V58H165ZM191 57V58H190ZM162 58H163V60L165 61V59H166V61L165 62H162L163 60H162ZM238 58H239V60H238ZM242 58H243V60H245L244 58H246V59H249V60H247V61H249V64H248V62L246 61H243V64L241 63L242 62ZM254 58H255V60L257 61V64L259 65V68H258V65L254 62L255 60H254ZM161 59V60H160ZM186 59H188V58H186ZM235 59V60H234ZM240 59H241V61H240ZM159 60V61H158ZM188 61V60H187ZM146 62V63H145ZM152 62H155V63H160L159 65H157L156 64V66H155V64L153 63L152 64ZM233 62H235V63H233ZM240 63V64H237V63ZM141 63V62H140ZM189 63H191V65L190 66H192V67H190L189 65H188V67H190L189 68V71L187 70H184V68L186 67V64H189ZM247 63V64H246ZM106 64V65H105ZM108 64H109V62L108 61H106V62H103L101 65L102 66H104L103 67V69H102V66H98V67H101V68H97V67H94V68H91L90 69V72H88V73H86V74H84L85 75V77H84V75H82V77L80 78L82 81H79V85H81L80 87L82 88V89H85V88H87V89H92L91 87H94L93 88V90H95V91H97L98 90V88H99V91H100V89H102V92L105 90V89H107V91H108V89H110L109 87H111V86H113V87H118L117 85L119 84V83H117V85H114V84H112L111 85V83H110V86H109V84H107V83H109L108 81H107V76L111 73L110 72V67L108 66ZM215 64V65H214ZM229 64V65H228ZM230 64H232L231 66L233 67L234 66V68H232V71H234L235 69V72L237 71L238 73H236L237 75H239V70L238 69H240L241 68V70H243V71H241L242 72V74H243V72L244 71H247V69H248V71L250 72V73H248V71H247V73L246 72H244V73H246V75H248V74H251V72L253 71V73L254 74H252V80L249 78L251 75H248V77H243V75H241V73H240V75L239 76H235V75H233L232 76V72H231V70H230V68L229 67H231L230 66ZM245 64H246V66H245ZM256 66H255V65ZM217 65V66H216ZM219 65H221V66H219ZM238 65V66H237ZM138 66H139V68H138ZM151 66V67H150ZM225 66V67H224ZM227 66H229L228 68H227ZM237 68H236V67ZM0 67H1V64H0ZM218 69H217V68ZM248 67V68H247ZM250 67V68H249ZM87 68V67H86ZM159 68V69H158ZM211 68V69H210ZM220 68V69H219ZM257 68V69H256ZM94 69V70H93ZM98 69V70H97ZM107 69V70H106ZM188 69V68H187ZM214 71H213V70ZM224 69H225V71H224ZM234 69V70H233ZM246 69V70H245ZM258 69H259V72H258ZM1 70V69H0ZM97 70V71H96ZM105 70L107 71L106 73H107V75L105 74ZM135 69L133 70V74H137L138 72L136 71ZM211 70V71H210ZM215 70H218L219 71V74H220V76H218L219 74H217L218 72L217 71H215ZM220 70L221 71H223V72H227V75H228V78H229V81H227V79L228 78H226L227 77V75L226 74H221L222 72H220ZM252 70V71H251ZM94 71H96V73H93ZM137 72V73H134V72ZM257 71V74L255 73ZM2 72V71H1ZM0 72V90L2 91V86L3 87H5L6 85L5 84H7V85H9L10 86V84H12V82L13 81H15V73H14V71L12 72V70H10L8 73H7V71H5V74L2 72L1 73ZM102 72V73H101ZM215 72H217L216 74H215ZM91 75H90V74ZM103 73H104V75L106 76V78H104V75H103ZM109 73V74H108ZM138 73V74H139ZM177 73H179V75L177 74ZM231 73V75H229ZM2 74V75H1ZM89 74V75H88ZM95 74V75H94ZM137 74V75H138ZM148 74V73H147ZM213 74H215V75H213ZM103 75V76H102ZM222 75V76H221ZM29 76V77H28ZM92 76H94L96 79H94V77H92ZM101 76V77H100ZM232 76V77H231ZM240 76H242V77H240ZM8 77V78H7ZM60 77V78H59ZM92 77V79H90ZM104 78V81L106 82V83H104V81H103V78ZM155 77V78H154ZM222 78V77H224L223 79H224V81H226V82H221V83H219L218 84V82H220L219 81V79L217 80V78ZM231 77V78H230ZM233 77L235 78V79H233ZM255 77L257 78V79H259L258 81H257V79H255ZM12 78H13V80H12ZM100 78V79H99ZM102 78V79H101ZM157 78V80L158 79H160L159 80V82L158 81H156L155 79ZM248 78V79H247ZM60 79V80H59ZM129 79V80H130ZM134 79H136V80H134ZM165 79V80H164ZM226 79V80H225ZM95 80H97L98 82H96ZM164 80V81H163ZM254 80V81H253ZM11 83H10V82ZM156 81V82H155ZM166 81V82H165ZM167 81H168V83H167ZM216 81H217V84H218V86H216L215 85V83H216ZM256 81V82H255ZM7 82H9V84L7 83ZM80 82H82V83H80ZM139 82V83H138ZM161 82V83H160ZM162 82H163V84H162ZM214 83V85H215V89H214V86H213V84L212 83ZM255 82V83H254ZM259 82H260V85H259ZM28 83H30V84H28ZM103 83V84H102ZM158 85H157V84ZM252 83L256 86H251L250 87V85H252ZM105 84H107V86H105ZM210 84L212 85V87H210ZM223 85V87H222V85ZM5 85V86H4ZM25 85L27 86V88H25ZM221 85V86H220ZM257 85H259L258 87H260V89H261V93H259V95L261 96V94H263L262 95V97H261V99L259 98V97H257V96H259V95H257L258 93H257V91L258 92H260V89L257 87ZM85 86V87H84ZM87 86V87H86ZM103 86H104V88H103ZM225 86V87H224ZM8 87V86H7ZM29 87V88H28ZM35 87H36V89H35ZM97 87V88H96ZM115 87V91H116V93H117V88ZM130 87V88H129ZM243 87H248V91L251 93V90L250 89H252V91L254 90V91H256L257 89V91L255 92V94L254 93H252V94H254V95H257L256 97L257 98H255L253 95H251L250 93H248V91H247V93L249 94V95H251V98H252V96H253V102L251 101V100H249V95L247 94V95H245V92H244V88ZM24 88V89H23ZM210 88H212V90H210L211 91V93L212 94H214V96L211 94L210 96H211V98H209L210 96H208V94H210V92H208L209 91V89ZM221 88V89H220ZM224 88V89H223ZM241 88V89H240ZM253 88H255V89H253ZM257 88V89H256ZM97 89V90H96ZM171 89V90H170ZM222 89H223V91H225V93H226V91H228L227 92V94H228V96H227V94L225 95V98L224 97H222L221 98V95L219 96V94H222V93H224V92H222ZM238 89H240V90H238ZM243 89V90H242ZM215 90V91H214ZM229 90L231 91H234V93L236 94L235 96H233L232 95V93H231V95H229ZM246 90V89H245ZM135 91H137V90H135ZM220 91V92H219ZM237 91V92H236ZM253 91V92H254ZM106 92V90L104 91V93ZM166 92H167V94H166ZM207 92H208V94H207ZM222 92V93H221ZM238 92H240V94H242L243 92H244V95L242 94V95H240ZM242 92V93H241ZM10 93V94H11ZM93 93V94H92ZM108 93H107V95H108ZM128 93V94H127ZM219 93V94H218ZM257 93V94H256ZM1 94H2V92H1ZM14 94V95H13ZM22 94H26L25 96L24 95H22ZM62 94V95H61ZM95 93L94 92H91V94H88L87 93V96L88 97H92L93 95H94ZM106 95V94H105ZM105 96V99L106 100H108V97L109 96ZM118 95L116 96V97H118ZM219 96V98H218V96ZM223 94H222V96H224ZM240 95V96H239ZM1 96L2 95H0V98H1ZM188 96H190V98H192L193 97V99H195V102L193 101V99L191 100L190 98L188 99L187 97ZM199 96V97H198ZM212 96L214 97V98H212ZM233 98V97H235V98H233V99H230L229 100V98H231V97ZM237 96H239V98L237 97ZM244 96H247L248 97V101H250V102H252V104L254 103V101L256 100V103H257V107H258V110L255 108V104H254V109H253V111H252V113L250 112V109H249V111H242V112H244L245 114H243L240 110H241V108H242V106L239 104V103H241V101L239 102V100L238 99H240V100H242V102L243 101H245V100H247V98L246 97H244ZM107 97V98H106ZM109 97V98H110ZM165 97V98H166ZM181 97L183 98V99H181ZM187 98V101H186V98ZM203 97H208L210 100H211V102L213 103V107H211V108H205V107H203L202 109H201V111H200V113L198 114V112L199 111H196L194 108H192L193 107V105H194V103H196V101H197V98H198V100L200 101V102H202L203 101ZM217 97V98H216ZM227 97V98H226ZM241 97V98H240ZM9 98V99H8ZM5 99V98H4ZM62 99V100H61ZM104 99V100H105ZM178 99H179V103H181L182 104V102L185 104H182L181 106L183 107H179V105L180 104H178L177 105V101H178ZM11 100H13V101H11ZM14 100H15V103H13L14 102ZM22 100H23V102H22ZM28 100V101H27ZM126 100L128 101L126 104H124L125 102H126ZM187 103V102H189V100H190V102L189 103H185L184 101ZM213 100V101H212ZM7 101L9 102V103H7ZM109 101V100H108ZM107 101V102H108ZM125 101V102H124ZM175 101H176V103H175ZM180 101H182V102H180ZM199 101H197V103L199 102ZM215 101V102H214ZM216 101H218V102H216ZM234 101V102H233ZM258 101V102H257ZM261 101V106L263 107V110H261V108L262 107H260L259 106V102ZM110 102V101H109ZM221 102H223V104L221 103ZM227 102H228V104H230L229 106H228V104H227ZM221 103L223 106L221 107V105H219V104ZM225 103V104H224ZM259 103V104H258ZM13 104V105H12ZM60 104H62V105H60ZM173 104H175V105H173ZM217 106V104L219 105L216 109H215V105ZM231 104L233 105L234 104V106H232L231 107ZM239 104V105H238ZM242 104V103H241ZM11 105V106H10ZM123 105H124V107H123ZM127 105H129L130 107L128 108L127 107ZM173 105V106H172ZM12 107V108H10V107ZM83 106V107H82ZM112 106V105H111ZM170 106H172V107H174V108H170ZM239 106H241V107H239ZM59 107V108H58ZM136 108L135 110H134V112H135V115H133V112H131L132 113V115H131V117H129L130 116V110L131 111H133L132 110V108ZM138 107H139V105H138ZM161 107H163V109H161ZM175 107H178L179 108V111L177 110L176 111V108ZM225 107H227V108H225ZM230 107V108H229ZM237 107V109H236V111L238 110V108H240V110H238L237 112L235 111V113H241V115H242V117H243V121L242 122H240V128L242 127L241 126V124H244V121H245V125L244 126H246L247 127V129L245 128L244 129V131H242L243 133H242V137L244 136L243 134L245 133V138L244 139H241L242 137H240V134H239V132H240V130H239V132H237V133H234L233 135H228V134H226V137H227V139H228V141L227 140H222V142H220L221 141V139H223V136H217V138H219V139H217L218 140V144H220V143H222V145L221 146H218V144L216 143V141L213 139L214 138V136H213V134H212V136H211V138H209L210 136H209V132H207V131H209V130H207V131H205L206 130V126H207V124L210 122V120L207 122V120H208V118H209V116L210 117H212V115H213V117H212V119L213 118H215V117H217V116H221V114H222V116H224L225 117V119L226 120H228V118L229 119H232L231 117H233L234 115H235V113H228L229 111H230V109L232 110L233 108H236ZM29 108V109H28ZM168 108H170V111L171 112H168L167 110H168ZM192 108V109H191ZM208 109V110H204V112H203V109ZM214 108V109H213ZM222 108H223V110H222ZM225 108V109H224ZM12 109V110H11ZM27 109V110H26ZM127 109V110H126ZM173 109H175V110H173ZM222 111H221V110ZM226 109L227 110H229V111H226ZM18 110V111H17ZM120 110V111H119ZM162 110V111H161ZM196 111V113H195V111ZM11 111L13 112V113H11ZM123 111V112H124ZM164 111V112H163ZM172 111H173V113H172ZM175 111V112H174ZM207 111V113H205ZM240 111V112H239ZM257 111H259V112H257ZM24 112V113H23ZM78 114H77V113ZM84 112V113H83ZM89 112V111H88ZM98 114H97V113ZM116 112H118V113H116ZM120 112V113H119ZM166 112V113H165ZM179 112H183L184 114L183 115H181V113H180V117L177 115V113ZM211 112H213V113H211ZM233 112H234V109H233ZM256 112H257V114H259L260 115V118L262 119H260V118H258L257 116L255 117V115H256ZM4 113H6V114H4ZM7 113H9V114H7ZM94 113V114H93ZM157 113H160V114H157ZM169 113L171 114V115H169ZM174 113H176V115L177 116H174V117H178V120H176V122H175V120L173 121V119H174V117L172 116ZM204 115V118H203V116H202V114ZM220 113V115H218ZM227 113V114H226ZM252 114V116H254L255 118L253 119V121H252V119H250V118H253L251 115V117H248L250 120L248 121L247 120V114H248V116H249V114ZM255 113V114H254ZM2 114H3V116H2ZM64 114V115H63ZM101 114V115H100ZM102 114H104V115H102ZM109 114H111V115H109ZM125 114V113H124ZM155 114L156 115H160L159 117L157 116V117H155ZM167 114V115H166ZM197 114V115H196ZM224 114V115H223ZM228 114H230V115H228ZM165 115L166 116H168V118L167 117H165ZM175 115V114H174ZM201 115V116H200ZM207 115H208V118H207ZM8 116V117H7ZM10 116V117H9ZM63 116V117H62ZM109 116V117H108ZM111 116V117H110ZM231 116V117H230ZM67 117V118H66ZM108 117V118H107ZM154 117L155 118H157V120H158V118H160V120L156 123V124H154L156 121V119L154 120ZM204 119H202V118ZM224 117H220V118H224ZM6 118H9V119H6ZM114 118V117H113ZM130 118H131V120H132V123H131V121H130ZM180 118V119H179ZM218 118V117H217ZM216 118V119H217ZM219 118V119H220ZM58 119V120H57ZM86 119H89V117L88 118H86ZM90 119H92V118H90ZM127 119H129V120H127ZM175 119H177V118H175ZM200 119H201V121H200ZM216 119H213V121H215L216 123H217V121L219 120V119H217V121H216ZM222 119H220V120H222ZM260 119V120H259ZM145 120V121H144ZM153 120H154V123H152L153 122ZM63 121V123H61ZM143 121V122H142ZM161 121H160V123H161ZM212 121V120H211ZM213 121H212V123L210 122V125H208V127H213V128H210L211 129V131L212 132H210V134L211 133H214L213 132V130H214V124H213ZM248 121V122H247ZM259 121H260V124H259ZM57 122V123H56ZM126 122V123H125ZM175 122V123H174ZM214 122V123H215ZM262 122V123H261ZM59 123V124H58ZM130 123H131V125H130ZM142 125H141V124ZM248 123H249V125H248ZM252 123H254L253 125L254 126H256V128L255 127H251V126H253V125H251L250 126V124H252ZM125 124V125H124ZM147 126L148 124H149V126H147V128L144 130L145 132L143 133V130H142V133L140 132V131H138V132H140V134H142L143 135V137H141V136H139L138 134L139 133H137L136 134V132H137V130H135V129H137L136 127H132V126ZM146 124V125H145ZM213 126H212V125ZM75 125H76V123H75ZM129 126V127H128ZM216 126H217V124H216ZM215 126V127H216ZM58 127V128H57ZM114 128H115V126H113ZM154 127H152V131H153V129H155ZM110 128V127H109ZM108 128V129H109ZM251 128H253V129H251ZM55 129V130H54ZM72 129V130H71ZM110 129H113V128H110ZM116 129V128H115ZM119 129V128H118ZM129 129H134V131H135V135H134V131L132 132L131 130H129ZM143 129V128H142ZM209 129V128H208ZM242 129V128H241ZM122 130L120 131V130H117V133L115 132V130H112L113 132H115L114 134L116 135V136H118V135H121L122 134ZM71 131H72V136L71 137H73V139H71V137H70V133H71ZM108 130H106L105 132H107ZM132 133H131V132ZM198 133V134H193V132L194 133H196V132ZM200 131V132H199ZM246 131V132H245ZM56 134L57 133V140H56V142H54L53 144H51L52 142H49V144L46 146V148L44 149L45 150V152H43V153H41L42 151L40 150V149H38L39 148V146L41 145V142L43 141V139H44V137L45 136H48V134H54V133ZM59 132V133H58ZM70 132V133H69ZM113 132L111 133V134H113ZM127 132V131H126ZM171 132V133H170ZM207 132V133H206ZM69 133V134H68ZM108 133H110L109 131H108ZM165 133V132H164ZM189 133H191V135L189 134ZM58 134H60V135H58ZM129 134V135H130ZM236 134H238L237 136H239V138H240V140L238 139V140H236L235 139V135ZM146 135H147V133H146ZM145 135V136H146ZM171 135V136H170ZM184 135H182L183 137H184ZM44 136V137H43ZM169 136V137H168ZM134 137V138H133ZM141 137V138H140ZM175 137V136H174ZM225 137V136H224ZM176 138V137H175ZM70 139V140H69ZM102 139V138H101ZM135 139V140H134ZM211 141H210V140ZM224 139H226V138H224ZM136 140H137V142H136ZM142 140V141H141ZM174 141H175V143H174ZM180 141V142H179ZM70 143V145H72L73 147V149L72 148H68L67 146L69 145V143ZM77 142V143H76ZM130 142V141H129ZM214 142H215V144H214ZM225 142V143H226ZM56 143V144H55ZM81 143V144H80ZM102 143V144H101ZM131 143V142H130ZM224 143V145L225 146H222V147H226V144ZM232 142L230 141V144H231ZM237 143V144H236ZM80 144V145H79ZM93 144V146L94 147H92L91 145ZM134 144H132L131 145V147L133 148V156L135 157V149L136 148H138V146L136 145H134ZM255 144V145H254ZM53 145V146H52ZM124 145V146H125ZM160 145H163V146H161V148H160ZM209 145H211V148H209L208 146ZM249 145V146H248ZM250 145H251V147H252V145H254V147H252V149H255V150H250L251 152V155H258V156H260V155H262V153H263V155H262V158H260V160L258 159V161L259 162H257V163H259V164H251V163H247L245 160H247L248 159V157L249 156H251V155H248V157L246 156V154H244L245 152H247V150L249 151V149H246V147H250ZM58 146V147H57ZM99 146H101L100 148H99ZM108 146V145H107ZM123 146V147H124ZM166 146V147H165ZM204 146V147H203ZM208 147V149H204V148H207ZM232 147H233V145H231ZM230 146V147H231ZM234 146V147H235ZM131 147H130V151H132V149H131ZM134 147H135V149H134ZM158 147H159V149H158ZM227 147H228V145H227ZM250 147V148H251ZM229 148V147H228ZM236 148V147H235ZM240 148H241V150H240ZM260 148V149H259ZM34 149V150H33ZM96 149V150H95ZM163 151L162 153L160 152L161 150ZM225 149H227V148H224V150ZM246 149V150H245ZM71 150V151H70ZM99 150V151H98ZM257 150H261L260 152L259 151H257ZM57 151V152H56ZM64 151H66V152H64ZM72 152L71 154H70V152ZM157 151H158V153H157ZM227 151V150H226ZM226 151H224L227 155H228V151L226 152ZM245 151V152H244ZM255 151H257L258 152V154H256L255 153ZM34 152V153H33ZM51 152V153H50ZM58 152H59V157L58 156H56L57 154H58ZM61 152V153H60ZM69 152V153H68ZM100 152V153H99ZM221 152H223V148L221 149L220 148V150H219V153H218V155L216 156H213V155H211L212 157H214V160L216 161V163H219L220 162V153ZM40 153H41V156H40ZM66 153H68V154H66ZM156 153V154H155ZM161 153V154H160ZM175 153V154H174ZM26 154V155H25ZM34 154V158L32 159V155ZM43 154V155H42ZM56 154V155H55ZM108 154V155H107ZM160 154L161 156H158V155ZM206 154H209V156L207 157L206 156ZM236 154H238V155H236ZM247 157V159H245V156ZM25 155V156H24ZM37 155V156H36ZM63 155V156H62ZM70 156V155H72L71 157H65V156ZM76 155H77V159H76ZM115 155H116V153H115ZM131 155V156H132ZM41 157V159H40V157ZM61 156V157H60ZM108 156V157H107ZM124 156H126L125 158L128 160H126L125 158H124ZM132 156V157H133ZM230 156V155H229ZM25 157H27V159H26V162H25ZM89 157H91V158H89ZM122 157V158H121ZM205 157V158H204ZM212 157H209V162L211 161L212 162V160H213V158ZM216 157L218 158V159H216ZM243 157H244V159L245 160H243ZM79 158V159H78ZM85 158H87V159H85ZM108 158V159H107ZM111 158L113 159V160H111ZM211 158V159H210ZM56 159V160H55ZM58 159V160H57ZM68 159V160H67ZM70 159H71V161H73L72 163L70 162ZM78 161H76V160ZM118 159V160H117ZM126 161H125V160ZM134 158H132L131 160H133ZM164 159V160H165ZM22 160V161H21ZM32 160H34V161H32ZM68 161V163H69V165L67 164L66 165V163H67V161ZM75 160V161H74ZM83 160V161H82ZM85 160V161H84ZM91 160V162H92V160L93 161H98V162H92V165H91V163H89V161ZM135 160V159H134ZM133 160V161H134ZM168 160V159H167ZM167 160H166V162H167ZM168 160V161H169ZM52 161V162H51ZM112 161V162H111ZM124 161V162H123ZM136 161V160H135ZM208 160H205V163L207 162ZM246 163H244V162ZM32 162H34V163H32ZM66 162V163H65ZM214 162V161H213ZM212 162V163H213ZM232 162V163H233ZM63 163H65V165L63 164ZM136 163V162H135ZM134 163V164H135ZM167 163H169V162H167ZM215 163V162H214ZM215 163V164H216ZM231 163V164H232ZM22 164V165H21ZM61 164H63L65 167L67 166V169L66 170H69L70 171V169L71 170H73V169H88V168H86V167H89V169H90V171H89V169L88 170H86L85 172H83L81 169H80V173L78 174V175H72V176H68V178H67V182L64 184V185H62V187L60 188L58 185H57V183H56V177H55V169L57 170L59 167L58 166H61ZM71 164L73 165V166H71ZM96 164H98V166H99V164H100V167H98V166H95V168H92L94 165H96ZM132 164H133V162H132ZM131 164V165H132ZM133 164V165H134ZM202 164V165H201ZM231 164L229 165V167L231 166ZM234 164V163H233ZM232 164V165H233ZM55 165V166H54ZM58 165V166H57ZM76 165H77V168H76ZM188 165V166H187ZM195 165V166H194ZM200 165V166H199ZM207 165V164H206ZM245 165H247V166H245ZM52 166V167H51ZM68 166H69V168H68ZM75 166V167H74ZM80 166V167H79ZM182 166H184V167H182ZM185 166H187L186 167V169H184L185 168ZM245 166V167H244ZM250 166V167H249ZM24 167H25V169H24ZM51 167V168H50ZM54 167H56L55 169H54ZM73 169H72V168ZM98 167V168H97ZM122 167H124L125 168V171H126V169L128 168L129 170L128 171H126V172H128L127 173V175H125L124 173H125V171H123V169L124 168H122ZM127 167V168H126ZM181 167V168H180ZM207 167V166H206ZM206 167L205 166H203V172H207V170H206ZM229 167H227L228 169H229ZM137 168V167H136ZM196 168V167H195ZM226 168V169H227ZM232 168V167H231ZM240 168L242 169V170H240ZM246 168V169H245ZM22 169H24V170H22ZM52 169H53V171H54V174H53V172H52ZM91 169H95L96 171H91ZM196 169V171H198ZM201 169V168H200ZM199 169V170H200ZM226 169H225V171H224V176H227L228 174H230V173H228V172H226ZM233 169H229V171H231V170H233ZM35 170V171H34ZM171 170H172V172H171ZM204 170H206V171H204ZM244 170V171H243ZM246 170H248V171H246ZM250 170V171H249ZM22 172L23 174H22V176H20L21 175V173H19V172ZM24 171V172H23ZM31 171V172H30ZM136 171V170H135ZM134 171V172H135ZM136 171V172H137ZM160 171V170H159ZM169 171V172H168ZM193 171H195V169H193ZM201 170L200 171H198V172H200V176H201V174H202V176L203 177H205V175H208L209 173L207 172V173H204V175H203V172H202ZM210 171V170H209ZM228 171V170H227ZM234 171V170H233ZM83 174H82V173ZM92 172V173H91ZM136 172H135V174H136ZM226 172V173H225ZM246 172L248 173V174H246ZM87 174V175H85V177L87 176V178H84V176H82V175H84V174ZM96 173V174H95ZM129 173H131V176H129L130 174ZM141 173H143V172H141ZM171 173V174H170ZM228 173V174H227ZM234 173V172H233ZM233 173H231L230 174V176L232 175L233 176ZM234 173V174H235ZM136 174V175H137ZM167 174H169V175H167ZM225 174H227V175H225ZM133 175H134V173H133ZM145 175V176H144ZM237 175V174H236ZM239 175L237 176V178H239ZM253 175V176H252ZM54 177V178H51V177ZM78 176V177H77ZM80 176V177H79ZM90 176V177H89ZM138 176V175H137ZM142 176H144V177H142ZM235 176V175H234ZM243 176H245L244 178H243ZM247 176H248V178H247ZM29 177V178H28ZM38 177V178H37ZM78 178V180H76L77 178ZM131 178L132 180L133 179H136V178H138L136 181L134 180V182H136V183H134L133 181H130V179L127 181V179L128 178ZM166 177V178H165ZM178 179H177V178ZM182 177V176H181ZM180 177V178H181ZM222 177V175H220V178ZM24 178V179H23ZM40 178V179H39ZM73 178V179H72ZM88 178H90V180L88 181ZM176 178V179H175ZM224 177H222L221 179H223ZM247 178V179H246ZM51 179L54 181V183H53V181H52V183H50L49 181H51ZM142 179V180H141ZM144 179V180H143ZM159 179V180H158ZM173 179H175V181H173ZM240 179V178H239ZM31 180H32V182H31ZM41 180V181H40ZM42 180H44V181H47V180H49L48 182L50 183H48V182H42ZM139 180V181H138ZM165 180H166V182H165ZM214 180V179H213ZM212 180V181H213ZM16 181H19L18 183L16 182ZM28 181V182H27ZM36 181H38V182H36ZM76 181H77V183H76ZM88 181V182H87ZM125 181H127V183H128V185H125ZM139 183H138V182ZM141 181H143V182H141ZM211 181V182H212ZM216 181V180H215ZM245 181H246V185H245ZM29 182H31V183H29ZM39 182H42L41 184L39 183ZM72 182V183H71ZM79 182H81V185H79L80 183ZM129 182L131 183V185H129ZM133 182V183H132ZM173 182V183H172ZM12 183V184H11ZM38 183V184H37ZM71 183V184H70ZM73 183H75V184H73ZM83 183V184H82ZM144 185H143V184ZM167 184V187H166V184ZM168 183H171V184H168ZM212 183H214V181L212 182ZM25 184V185H24ZM34 184L36 185V186H34ZM46 184V185H45ZM52 184V185H51ZM54 184V185H53ZM56 184V185H55ZM70 184V185H69ZM141 184V185H140ZM198 184V183H197ZM197 184L195 185V189L197 190V189H199L200 187H201V192H200V189L199 190H197L196 192L195 191H190L192 194H194V195H192V194H190V196L188 197V198H190V200L191 201H187L186 200V198H185V196H184V198H185V200H184V198L182 197L184 194L186 195V193L188 192V190L187 189H183V190H177V191H175L176 189H174V187H173V189H168L169 191H167V196H168V198L169 197H171L173 200H174V198L177 200H180V202H179V207L180 208H182V207H188L189 205L190 206H194L196 203H195V200H197L196 198L198 197V195H199V193L200 194H202V193H204L205 192V187H203V185H199L198 184V187H197ZM210 185L208 186V188H210L212 185H215V186H212L210 189H213L215 192H213V195H214V197L216 198V196H218V199H219V197L222 199H219V202L217 203L216 201H218L217 200V198H216V205H214L212 208H210V211L211 210H214V213L213 214H215V215H213V217L215 216V217H217V215L219 216V215H228V214H226V213H230V208H231V204L234 202V200L235 199H237V198H239L238 196L239 195H243V193H242V191L241 192H239V194L238 193H236V194H238V196L237 195H235V194H233V195H230V193L229 192H227V191H222V190H225V189H223V188H221L220 189V186H219V182L217 183V181L214 183V184H212L211 185V183H209ZM245 185V187H243L244 185ZM9 185H11V186H9ZM15 185V186H14ZM31 185V186H30ZM33 185V186H32ZM66 185V186H65ZM74 185V186H73ZM75 185H78V187L79 186H81V187H75ZM140 185V186H139ZM171 185V186H170ZM14 186V187H13ZM45 186V187H44ZM48 186V187H47ZM57 186V187H56ZM71 186H73V187H71ZM169 186V187H168ZM17 187H19L18 188V190L20 189V191H18V192H14L15 190L17 191V189H15V188H17ZM43 187V188H42ZM68 187V188H67ZM84 187V190L82 189ZM214 187V188H213ZM218 188V190H217V188ZM250 187V188H249ZM29 188H33V190L32 189H29ZM45 188V189H44ZM76 189V190H74V189ZM204 188V189H203ZM216 188V189H215ZM246 190H245V189ZM60 189V190H59ZM73 189V190H72ZM153 188H151V190H152ZM155 190H153L154 192L156 191H158L157 193H156V197H155V195H153L154 196V199H152V201H151V208H153L154 206H155V208H153L152 210H155V209H157V211L155 212V211H153L155 214H157V215H160V214H162L163 212V208L165 207V205H166V201L164 200V198H162V197H160L159 195V193L161 192V190L159 189V190H156V189H158V188H154ZM30 190V191H29ZM35 190V191H34ZM49 190V191H48ZM51 190V191H50ZM58 190V191H57ZM70 190V191H69ZM78 190H80V191H78ZM90 190V191H89ZM217 190V191H216ZM37 191V192H36ZM39 191H41L40 192V196L38 195L37 196V194L39 193ZM46 191V192H45ZM59 191H61V192H59ZM89 191V192H88ZM153 191H151L152 193H154ZM179 191H180V193H179ZM237 191V190H236ZM235 191V192H236ZM24 192H25V194H24ZM52 192V193H51ZM55 192V193H54ZM68 192V193H67ZM87 192V193H86ZM169 192H172V193H174L173 195L171 194V193H169ZM184 192V193H183ZM211 192V191H210ZM218 192V193H217ZM12 193H14V194H12ZM61 193V194H60ZM84 193V194H83ZM179 193V194H178ZM228 193H229V195H228ZM32 194H34V195H32ZM46 194V195H45ZM49 194V195H48ZM76 194H77V196H76ZM87 196H86V195ZM181 194V195H180ZM197 194V195H196ZM217 194V195H216ZM247 194L245 195L246 196V198L248 197L247 196ZM28 195H30V196H28ZM78 195H80V196H82V198L84 197L85 199H86V201H83V200H85L84 198H83V200L81 199V197H79ZM88 195L90 196H93V198L92 199H94L93 200V202H91V198H89V201H90V203H89V201L87 200L88 199ZM157 195H158V197H157ZM172 195V196H171ZM177 195H180V196H178V197H176ZM227 195V196H226ZM241 195V196H242ZM25 196V197H24ZM47 196V197H46ZM54 196H55V199H56V201H54L55 199H52V198H54ZM197 196V197H196ZM235 196V197H234ZM240 196V197H241ZM245 196H244V198H245ZM31 197H33V198H31ZM76 198V200H75V198ZM87 197V198H86ZM179 197H180V199H179ZM27 198V199H26ZM35 198V199H34ZM47 199V201H46V199ZM171 198H169L170 200H171ZM51 199V200H50ZM81 199V200H80ZM117 199V202H115V200ZM160 199H162L163 200V202H161L162 200H160ZM182 199V200H181ZM195 199V200H194ZM229 199H231V201L229 200ZM234 199V200H233ZM75 200V201H74ZM24 201V202H23ZM27 201V204L25 203ZM30 201V203H28ZM49 201H51L52 202V204L50 203H48ZM59 201V202H58ZM77 201H79V202H77ZM113 201V202H112ZM184 201H186V204H183V205H181L182 203H184ZM236 201V200H235ZM39 202V203H38ZM45 202L47 203V204H45ZM58 202V204H56V203ZM77 202V203H76ZM82 202V203H81ZM182 202V203H181ZM197 202V201H196ZM215 202H213V204L215 203ZM227 202V204H226V210L227 211H225L224 212V210H222L223 209V207L225 206V203ZM229 202L231 203L230 205H229ZM19 203V204H18ZM35 203V204H34ZM83 203V204H84ZM92 203V204H91ZM114 203V204H113ZM191 203V204H190ZM194 203V204H193ZM223 203V204H222ZM39 205V207H38V205ZM42 204H43V206H42ZM78 204H80V206L78 205ZM91 204V205H90ZM114 206H113V205ZM35 205V206H34ZM36 205H37V207H38V209H37V207H36ZM45 205V206H44ZM53 207H52V206ZM55 205H58L59 206V208L58 207H55ZM76 205H78V206H76ZM110 205L111 206H113V207H110ZM116 205V206H115ZM182 207H181V206ZM74 206H75V209H74ZM197 205H195V207H196ZM229 206V207H228ZM234 206V205H233ZM31 207H32V210H31V212H29V210L31 209ZM36 207V208H35ZM50 207V208H49ZM96 207V208H95ZM229 208V212H228V208ZM23 208V209H22ZM34 208V209H33ZM52 208H54V209H56V211L54 210V213H52L51 211H53L52 210ZM61 208V209H60ZM94 208V209H93ZM104 208V209H103ZM217 208H219V209H217ZM22 209V210H21ZM27 209V210H26ZM48 209V210H47ZM58 209H59V211H58ZM67 209H69V210H67ZM71 209V210H70ZM102 209V210H101ZM134 209V208H133ZM162 209V210H161ZM20 210V211H19ZM33 210H34V212H33ZM98 210V211H97ZM100 210L102 211V213H99L100 212ZM104 210V211H103ZM220 210V211H219ZM27 211V212H26ZM47 211H49L50 212V214H52V215H50V216H48L46 213H49V212H47ZM58 211V212H57ZM64 211V212H63ZM68 211V212H67ZM70 211H71V213H70ZM76 211H77V209H76ZM96 211H97V213H96ZM113 211V212H112ZM159 211H160V213H159ZM55 212H56V215L57 216H55L54 214H55ZM61 212V213H60ZM73 212V213H72ZM223 212V213H222ZM21 213V212H20ZM28 213V214H27ZM30 213V214H29ZM31 213H33L34 214V216H32L33 214H31ZM96 213V214H95ZM225 213V214H224ZM65 214V215H64ZM67 214V215H66ZM72 214L74 215V216H72ZM101 214V215H100ZM127 214V215H126ZM210 214H211V212H210ZM28 215L30 216L31 215V218H29L28 217ZM71 215V216H70ZM95 215H97V216H95ZM24 216V217H25ZM200 216H201V214H200ZM204 216V215H203ZM50 217V218H49ZM211 217H212V215H211ZM29 218V219H28ZM100 218V219H99ZM108 218H110V220L108 219ZM202 220L203 219H205V217L203 218V217H200ZM36 219V220H35ZM102 219V220H101ZM109 221H108V220ZM96 220V221H95ZM115 220V221H114ZM208 220V219H207ZM38 221V222H37ZM47 221V222H46ZM69 221V222H68ZM98 221V222H97ZM108 221V222H107ZM36 222H37V224H36ZM73 222V223H72ZM101 224H100V223ZM117 222V223H116ZM71 223V224H70ZM99 224V225H98ZM39 225V226H38ZM42 225H45V227L44 226H42ZM38 230V231H39ZM53 230V231H52ZM70 231V230H69ZM68 230H67V233L65 234H63L62 236H63V238L61 237V239H62V241H65V240H67L68 238H70L72 235H71V233L72 232H69ZM45 236H44V235ZM79 234H80V232H79ZM65 235H66V237H65ZM68 235V236H67ZM56 237V238H55ZM44 241V242H43ZM183 243V242H182ZM182 246H184V243H183V245ZM60 247V246H59ZM184 248H185V246H184ZM184 252V251H183ZM186 253H187V251H186ZM206 256H202V258H205ZM200 259V260H198L195 264H197L198 262L201 264V260H204V259ZM173 260H169V264H170V262H171V264H174V262L176 263V264H185V263H183V261H182V259H180L179 258V260L177 259L176 261H173ZM198 263V264H199Z\"/></svg>",
  "mask_w": 264,
  "mask_h": 264
}]
</instances>
